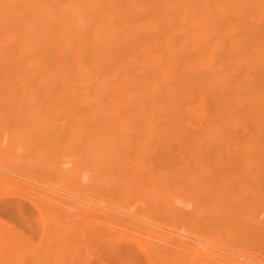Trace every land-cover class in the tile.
Wrapping results in <instances>:
<instances>
[{
  "label": "bare ground",
  "instance_id": "bare-ground-1",
  "mask_svg": "<svg viewBox=\"0 0 264 264\" xmlns=\"http://www.w3.org/2000/svg\"><path fill=\"white\" fill-rule=\"evenodd\" d=\"M1 92L4 95H3V98L0 97V99H3L0 101L1 102L0 112H1V114L4 113L5 117H3V114L0 115V122L5 123V121L9 120V122L8 121L7 122L10 123V127L8 128V131L10 133L7 131V127L0 125V138L2 140H4L8 134V137H7L8 139L6 138L7 141L5 140V142H4V141H1V139H0V142H2V143H0V145L2 146V148L5 149V150L1 151L2 148L0 146V151H1L0 152V155H1V158H0L1 162L0 163L2 164V165H0V167L3 166V168H1V169L2 170L4 169L3 171L5 173V174H3V171L0 169V173L2 171L1 174L3 175V176H0V181L3 180V181H1L3 184H4V180L7 179L5 182L8 181V178H10V174H9V172H6V171L9 169V171H12V173L10 172L12 174L11 176H13V177H11L12 179H9V182H11L12 180L14 182H16L15 180H17L20 182V183H18V185L22 183V186H24L23 185L24 183H27L26 185H28V186L30 185L29 186L30 188L37 189L36 192L40 191L39 195H42L45 192L44 196H46V198H48L49 196L51 198H53V199H50V201H49L50 197L48 198V201L50 202V203L48 202V204H51V206H50L51 208L53 207V208H55V210L56 209L58 210L57 211L58 213H56V214L62 216L61 218H58V216H56V214L54 213L55 212L54 209L52 208L53 209L52 210L53 215H55V218L57 217V219L60 221V222H58V224H59L58 226L60 228L58 227L59 229L58 228L55 229V230H57V232L62 228V226H64V225L66 226L67 223L70 221V219H69V221H68V218L66 220H64L66 218V217H64L65 211L63 212L64 215L62 213H59V211L62 212L63 210L57 206L58 203H56V200H54L55 197H53V196H56V195L55 194L53 195V193L51 191L52 189H50L52 186H50V185L48 187L45 186V188H44V186H42V185H44L45 181H46L45 185H47L46 184L47 180H48V179H46L47 176H49V179L52 178L53 181L56 179L57 181L55 180L54 184H57L58 187L61 188V187H63L62 185H65L67 188L71 189V190L69 189L68 191L65 190L66 192L69 193V194H67L65 192L67 195L65 193H59L58 192L60 194V196H61V194L62 195L65 194L66 196H64V197H68V196L72 195V193L74 194V192L78 191V189H79V192H76V194H74V196H75L74 198H73V196L72 197L70 196V197L72 198V200L73 199L75 200V201L73 200L74 204H76L75 202L77 201L76 205H77V207L78 206L80 207V208L79 207L78 208L76 207V208L79 211L78 214L81 215L80 216L81 225L83 222H84L83 224L86 225V230H84V228H85L84 225H83L84 228L82 227L83 229L80 227L81 228V234L85 233L84 236L83 235L82 236L85 237L86 239H88L87 237H89V235L94 234L96 231L99 232L100 230H102V228H104L106 226L105 224L109 225L113 222H115V224L117 223V221H114V220L117 219L118 216L114 213L116 215L115 216L116 218L114 217V220H113L112 219L113 217L111 218V216H113L112 212L109 213L111 216L108 218H111L113 220V222L111 219L107 220L108 218H106V217H107V215L109 216V214H107L106 210H105L106 213H104V211H103L105 209L104 207L107 206L106 202H108V204L110 203L111 204V205L109 204L110 206L113 205V207H115L114 205L117 203L120 204V202H123V204H126V203L128 204L131 202L138 203L139 197H137V196L140 195V197H141L144 194V196H142V198H140L139 202L141 203L142 200L145 202L142 201L143 203H141V204H146V207L148 204L149 206H152L154 208L156 206H158L159 208H157V209L155 208L156 209L155 210L154 208L150 207V210H149V206H148L147 212H144L143 210H142L143 212H141V213H143L144 216H147V217H144L142 215L143 217H141V218H143L145 220L146 219L150 220L151 218L149 219L148 217L152 216V218H153V219H151L152 221H155V220L159 221V219L162 218L163 220L159 221L158 224L160 223L161 225H165V224H163L165 222L167 225L169 224V226L172 225L173 223H175L176 220L177 221L181 220L182 223L180 222V224L182 226L183 225L186 226V227L185 226L183 227L184 231H185V228L191 229V231H192V228L190 227L191 223L189 226V222L187 223V220H186L184 222L186 224H184L183 220H185L186 218L189 220H192L194 218L197 219L196 216H199L202 212H204V210H205V212L202 213V216L200 215L201 218L199 217V219L201 220L202 217L204 216V219H202V220H205V216L208 215L207 212H208V208L210 207L209 206L210 203H212V201H213L212 205H214L215 201H218L217 199L219 196H217V195H218V193H222L223 191H226L225 187H227V188L230 187L228 190H232L233 188L235 189L236 187H239V189L236 188L235 191L238 189L237 192H239V190H240L241 192H243L242 194L247 193L249 190H247L248 188H246V185H247V187L250 186L249 182L245 181L247 183V184H245L244 181H242V179L246 175L248 176L250 174V176H254L255 182H256V187L258 185L259 186L258 188H261L260 190L258 188H256L259 190V191L257 190V192H256L257 196H259L258 194H260L261 191H262L261 194L264 193V189H262V188H264V181H262V179H264V178L260 177V176H262V173H264V147H260V146L264 145V144H261V143H264V0H0V93ZM1 95L2 94H0V96ZM2 101L5 104H3ZM3 105H4V108H6L7 110H9L11 112L7 113L6 110H4L6 113L3 112ZM9 106H11V107L16 106L15 112L16 113L19 112V114H16V116L19 119L21 118L20 115H23V111H26L27 109L30 110V108H34V107H37V109L35 108V109H31V110H33V111L36 110L39 112V113L37 112L38 114H42V115H43V113L41 111H44L42 108L45 109V108L54 107V108L46 109L47 111L55 109L56 111H52L53 113L54 112L57 113L58 108H60V111L62 108L63 109L67 108V110H69V112L67 110H65V111H67V113H69L68 116H67V113L65 111L64 112H65L66 116L63 114L64 113L63 111H62V114H63V116L67 117V119L69 118L68 121L65 117L62 118L61 117L62 114L60 115L59 112H58L59 114H56L57 115L56 116V115H54L55 113L52 114L48 111L51 114L50 115L51 117L49 116V113H48V116L50 118H52L53 116H56L58 118V116H59V120L56 117L51 119L52 121H54V122L56 121L59 124H60V122H62V123H70L68 125H71L72 121L74 124V122H76L74 120V118L78 122H80L81 124L82 123L85 124V127L83 126V128H85L84 132H85L86 138L88 137V138L92 139V141H93L92 143H95L94 139H96V140H100L104 147H109L110 151H111V145L116 148L115 149L114 147H112V148H114L115 153H113L112 151H111L112 153L111 152L110 153L112 154L111 155L112 157L113 156L118 157V159L120 160V161L115 160L114 165H117L118 163H120L118 165H120V166L122 165L121 166L122 168H123V164L121 163V161H122L120 159L121 157L118 156L117 154L120 153V151H122V150L127 151V152L129 150H134V151L140 150L141 151L140 148H145L144 147L145 145L142 146V143H144L145 141H148V143L145 142V144L147 143L146 146H149V148H150V143H152L151 147L153 145V147H152L153 150H150L148 152L152 158L154 157V156H152L154 154L153 151H156V149H157L156 152L158 153V151H160V150L162 151V149H164V146H165L166 150L168 149V151H170V149H172V147L175 146L174 144H172V143H174L172 141H175V143L183 142L181 144V146L179 147L181 153L179 150L176 152V150L173 151V149H172V152H169V153L173 154L171 156H173V158L175 159L174 160L172 157H170L171 160L170 159L169 160L171 163H175V164H171L170 162H166V161L161 163L158 160H156L157 155H155L156 156V159H155L156 163L159 162L157 164L158 167H156V169L159 168V170L155 171L154 168L151 166L153 168V171L157 172V173H155V177L157 179L156 178L154 179L152 177V175L151 176L149 175L151 173V171L149 169L146 170L145 168H142V167H148V162L147 163L145 162L147 160H145L146 158L144 156V153L142 152V153L137 154L136 153L137 151L135 153H134V151H129L132 153V154H130L129 158L131 157V159H133V158L135 159L136 157L137 158L139 157V159H140L141 157L139 154H143V156H144L143 159L145 160V161L142 159L139 160L140 163L135 161V164H134V165H136L135 167L131 164L134 169H131L132 167L130 166L129 163H128L129 164L128 166H126L127 164L125 165L127 167L128 171H129V169H131L130 172H132V173H134L136 171L137 175H135V176L137 178L142 179V181H141V179H140V181L136 179V182H138V183H136V182L133 183L131 181L135 180V178H133L134 176L132 175L133 176L132 177L129 175V179H126V177L128 178V174H125L126 177L123 176L124 177L123 178L122 175H124V174H122L120 176V174L122 173L121 170L118 171L120 174H118V172L116 170H114L115 172L112 171L113 174H115L116 172L117 173L115 175L111 176L112 172L109 170H112L113 167L110 166L107 168V165H109L108 163L106 164V163L102 162V164H100L101 167L103 166L105 169L101 168V167L97 168L95 166H92V163L93 164L96 163L94 165L98 166L97 165V162H98L97 158H99V155H100L99 150L100 149L98 151H95V150H97L101 145H100V143L98 144L96 142L95 145L97 146V144H98L100 146H97L98 148L95 149V145L93 144L94 147H92V143L89 142L90 143L89 149L92 148V150L93 149H95V150H93L94 151L93 152L90 149L89 152H92V154L91 155L89 154V156H88L89 152H86L87 154L85 153V151H84L85 149H86V151L89 150V149H87L88 148L87 144L89 145V143H83V140L85 139V135H82L83 132L81 133V131H83V130L81 128L82 125H80V123L77 122L74 125L72 124L73 125L72 127L76 128V130H77V132L75 131V134H72V133H74V131L72 133L68 134L69 132H64L63 130H60V133L62 136V139H61L60 133L58 134L59 130L56 129L57 127L51 128V131H50V129L48 130L47 129L48 127L44 126L45 123L43 125L42 122H39L40 119H42V117L44 119L45 115L41 117L40 115L35 113L33 118L36 117L37 122L34 121V123H35L34 129L35 130L40 129L37 131L41 132L40 133L41 136L44 135V133H45V135L47 134L46 136L44 135L42 137H44L46 140H49V142L51 143V145H50L49 142L46 143V142L42 141L41 139H40V142L37 140V138H39L37 136L38 132L36 135H35L36 132H33V136L34 135L35 136L34 137L31 136L30 132L32 133V129L30 130L31 127L29 128L27 123L22 122L23 124L20 125L21 127H18L19 125L15 122V120H13L14 118L11 115L13 107L8 108ZM24 109H26V110H24ZM70 109H72L74 115L70 113V111H71ZM206 109H208V111H206V112H208L207 118L205 115ZM16 110H19V111H16ZM74 111H75V113H74ZM76 111H78V112H76ZM26 113H28V112L26 111ZM46 113L44 112V114H46ZM5 114H8V115H5ZM36 114L38 116H40L41 118L40 117L38 118V116H35ZM70 115H72V117H74V118L70 117ZM24 116L30 117V115H28V114H24ZM1 118H2V120H1ZM61 118L62 119L65 118L66 122L64 120H62ZM45 119H47V118H45ZM12 120L14 122H12ZM47 120L50 121L49 119H47ZM14 124L15 125L17 124V126H15ZM29 124H31V123H29ZM37 125H40L39 126L40 128ZM60 125H62V124H60ZM68 125L66 124L67 128L70 127ZM76 125H77V127H76ZM11 126L14 128V130H12ZM79 127L81 128V130ZM189 127L190 128L192 127L193 129H190ZM5 128H6V130H5ZM15 128H17V129H15ZM18 128H20L21 130H22V128L27 129V130L25 131L23 129L22 130L23 132L20 133L21 130L17 131V130H19ZM78 128L80 131H78ZM239 128L244 129V131H245L244 134L237 132V130ZM2 129H4V130H2ZM44 129H46V130H44ZM52 129L53 130L56 129V131L55 130L54 131L57 132V130H58V132L55 133L52 131ZM11 130H12V133L14 136L11 134ZM4 131H7V134L5 135L6 137H4V133H5ZM47 131L49 134L47 133ZM62 131L66 134H64ZM25 132H26V134H25ZM78 132L81 133L80 136L84 137V139L80 138V141L83 144L81 142H80L81 144L78 143V141L76 143V140H79L78 139L79 134H77ZM16 133H18V135ZM19 133L21 134L22 138L20 137ZM23 133H24V135H28V137L27 136L24 137V135H22ZM51 133H52V135H51ZM1 134H3V135H1ZM9 134L12 135L13 137L9 136ZM55 134H56V136H55ZM67 134L70 136V138L71 137L75 138L74 135H76V138L77 137L78 138L77 139L75 138L76 140H74V138L72 140L69 138V140H71V141H69V140H67V138L69 137ZM71 134H72V136H71ZM57 135H58V137H57ZM63 135H65V136H63ZM49 136L50 137L52 136L54 138H52L50 140ZM16 137L18 139H15ZM26 137L30 138L32 141L30 139H28V141L26 143V140H27ZM56 137H57V139H56ZM32 138L33 139L35 138V139L33 140ZM54 139L57 142L59 149H56L57 147L53 146L52 143L54 142ZM90 139H88V140L90 141ZM158 139L160 140V143L157 144L158 148H155V147H157L156 143H157ZM8 140H11V141H8ZM20 140L22 141L23 144L21 143ZM73 140H74V144L71 143ZM85 140H84V142L88 141V140H86V141ZM152 140H154V141L149 143V141H152ZM12 141L18 142V144L21 143V145L19 147L24 148L26 151L23 149H21V151L23 153L18 151V150L16 151V148H18V147H16L14 150V151H16L15 152L16 155L14 153H12L13 152L12 150L15 147L14 146L12 149V146H9L10 145L9 142L13 143ZM34 141H36L35 145H33ZM60 141H61V143H64V144H61ZM131 141H133L134 143L137 141L138 145L136 146L132 142V144L134 145V146H132L130 144ZM142 141H144V142H142ZM167 141L169 144L167 143ZM3 142L5 143V145ZM43 142L45 144H42ZM29 143H31V144H29ZM36 143H38V145ZM66 143H68V144H66ZM121 143H122V145L119 146ZM127 143H129V145ZM153 143H155V144H153ZM123 144H125V145H123ZM126 144L128 145V147L131 145L130 147H132L133 149L129 148V150H128V147ZM167 144L170 145V147H171L170 149L167 148V147H169V146H167ZM23 145H24V147H23ZM25 145H27V147H26L27 149L25 148ZM32 145H33V147H32ZM65 145H67V147H65ZM72 145L74 148L76 146L78 149L81 147L82 152H84V153H82V152L79 153L78 151H80L81 149L80 150H78L77 148H76L77 150L75 149L80 154L79 155L80 157L77 158L78 161L74 160V159H76V157H78L77 156L78 154L76 153V155L74 156V155H71L72 152L71 153L69 152V151H74V148H69V147H72ZM82 145H83V148L85 147L84 149L82 148ZM7 146L9 148H7ZM36 146H39L40 149L42 148L41 146H43V147L45 146V148H42L41 153H39L40 149H38V147H36ZM48 146H51L54 149L52 150V148L48 147ZM59 146H61V148L63 147L64 150L67 152V154L68 153H70V154L69 155L65 154V152L62 151L63 148L61 149ZM124 146L127 148V150L125 148H123ZM31 147L32 148L35 147V148L31 151V149H32ZM117 148L119 149V151ZM121 148H123V149H121ZM152 148H150V149H152ZM28 149H30L29 150L30 152H28ZM45 149L47 150V153H46ZM174 149H177V148L175 147ZM6 150L8 153L11 150L10 154L11 155L14 154V155H12V157H9L10 154L8 155V153H6L8 160L10 158V162L8 160H6L5 153H3ZM36 151H39V152H36ZM61 151H62V153H60ZM105 151L106 150H104V152ZM75 152H73V153H75ZM116 152H118V153L116 154ZM2 153H3V155H2ZM25 153H28L27 156H25L26 155ZM34 153L36 155L38 153V156H41V158L43 155L44 162H42L43 159L41 161H39L41 159L40 157H38V156H37L38 158L36 156L34 157V155H35ZM51 153H52V156H51ZM94 153L96 154V157L98 154V157L96 158V160H94L95 155L93 157ZM133 153L135 154V156L136 155L137 156L135 157ZM179 153L183 154V155L181 156V155H179ZM20 154L22 157L19 156ZM22 154H24V157ZM39 154H42V155H39ZM83 154H85V156H83ZM101 154H102V156H100V158L101 157L104 158V154L103 153H101ZM29 155L31 157H29ZM81 155L83 157H85L86 162L88 160L90 169L92 171L95 170L94 173L92 171H90L88 166H86L87 163L84 165L83 162H85V161H84V158L82 159ZM86 155L89 157V159H91L93 157V160L91 159L93 162H90V160L86 157ZM126 155H129V154L124 155L121 153V156H123V157L124 156L128 157ZM131 155L134 157H132ZM176 155H177V157H175ZM3 156H5L4 159H3ZM46 156L48 159L50 158L49 160H51V161H49V162H51V163L53 162L54 165L53 164L51 165V163H49L48 160L45 159ZM61 156H63L64 158L63 157L61 158ZM65 156L66 157L70 156L69 158L74 157V159L71 158L68 160V158H67V160H66ZM109 156H110V154L107 152L106 158H108ZM178 156L179 157L181 156L180 160H182L184 158V160L186 161V162L184 161L186 165L184 163L182 164V166L184 165L183 167L182 166L177 167L176 162H174V161H176V159L178 161ZM183 156H185L187 158H185ZM17 157H21V159L20 158H19L20 160L17 159L18 161L13 159V158H17ZM26 157L30 158V159H26V160H29L28 162H29V165H31L30 167L33 166V168H31V171L28 169V171L30 173L32 172L31 174L27 172L26 168H24L25 163H24V160H22V158L24 159ZM112 157H110L109 159L112 160ZM123 157H122V159H123ZM161 157H162V155H161ZM32 158L34 160L36 158L37 159L40 158L38 160L40 167H41L42 163H45V164L49 165V166H47L48 168L46 167L45 164H43L42 165L43 168L42 167L40 168L41 169V172H40L39 165L36 162L31 161ZM56 158L59 161L56 162V160H57ZM21 160L23 161L24 164L21 163L22 166L16 165V162L19 163V161L21 162ZM45 160L48 163H46ZM62 160H63V162H62ZM72 160H74L75 162H73ZM82 160H83V162H82ZM124 160L127 161L128 159H124ZM169 160H167V161H169ZM189 160H191V161H189ZM3 161H4V163H3ZM68 161H70V162H68ZM95 161H97V162H95ZM155 161L154 162L149 161V165H151L152 163H155ZM7 162H9V163H7ZM64 162H66V163H64ZM67 162L70 164L69 167H71V170H72L74 163H76V162H78L80 164L83 163L82 164L83 169H82V166H81V168H79L77 166L80 169V171L81 170L82 171L80 172L78 169H76L80 173L77 172L75 170V168H77V167L74 165L75 167H73V170H72L73 172L70 173L71 171H69L70 169H69V167H67V170L69 171L70 175H69V173H67L64 176V173L68 172L65 169L66 164H67V166L69 165ZM72 162H73V164H71ZM127 162H129V161H127ZM141 162H145L146 164L143 163L145 166L142 165ZM188 162L191 165H189ZM57 163H59V164H57ZM61 163H63L65 165V167L60 166V165H62ZM78 163H76V165H79ZM160 163L162 164L163 168L164 167H165V169L168 168V170L164 169L165 173H163V174H162V171L160 170V168L162 167V166L160 167ZM7 164H9V165H7ZM10 164L15 165V167L11 166ZM140 164H141V168H139ZM166 164L168 167L165 166ZM35 165L38 168V169L36 168V170H35ZM153 165H155V164H153ZM169 165H171V166H169ZM188 165H189V169L187 168ZM6 166H8V167H6ZM85 167L87 169H85ZM12 168H16L13 170H17V171L19 170L18 173L21 171L20 172L21 174L19 173L21 176L16 171H13ZM170 168H171V170H170ZM176 168H178V169L182 168L183 172H187V173H183V175L185 176V182H183V184H178V187H177V182H180L181 179L178 180V178L176 177L177 176V174H175V173H177ZM51 169H54L53 170L54 172L53 171L50 172ZM62 169L66 170V171L62 172L63 171ZM96 169H99V170L96 171ZM102 169H103V171H102ZM141 169H143V170H141ZM144 169H145V171H144ZM32 170L35 171L36 173L33 172ZM84 170H85V172H83ZM43 171H45V172H43ZM98 171H99V174H97ZM101 171L103 172V175H102ZM139 171H140V176L138 175ZM142 171H144V173ZM146 171L150 172V173L147 174V173H145ZM170 171H171V175H173V176H174V174L176 175V176H174V179L172 176L169 177ZM173 171H176V172H173ZM14 172L16 173V175L18 174L21 178L20 177L17 178L18 175L15 176L13 174ZM74 172L79 173V174L74 175L73 174ZM87 172L90 174L87 175L88 174ZM105 172H107L108 174H106ZM159 172L162 175H166V176L159 175L160 174ZM22 173H23V175H22ZM91 173H92V175L96 174V176L93 175L94 177H92ZM109 173H110V175H109ZM39 174H42V176L46 175V177L44 176L45 178L44 177L42 178V176H41V179H40ZM49 174H52L51 176H53V177H51ZM82 174L83 175L85 174V175L83 176ZM146 174L148 176L152 177L153 181H152V178L150 179V177H147ZM152 174H154V173H152ZM187 174H189V175H187ZM24 175H26L28 177L29 176L32 177L31 181L28 180V179H30V177L29 178L27 177L28 179L24 180V178L26 177ZM31 175H34L35 180L33 179L34 177ZM38 175H39V177H38ZM59 175H60V177H59ZM67 175H68V177H67ZM90 175H91V177H89ZM107 175H108L109 179L106 178ZM117 175H119V176H117ZM158 175H159V177L161 176L160 177L161 180L158 178ZM4 176L7 178H3ZM36 176L41 181L43 179H45V181L43 180V182L41 184L36 183L37 185L35 184L36 187H34L32 180H34L35 182L36 181L41 182L40 180H36V178H37ZM63 176H64V178L65 177L66 178L62 179ZM69 176H70V178H69ZM110 176H111V178L114 176L113 177L114 180L110 179ZM22 177H24V178H22ZM120 177L123 178V180H125L126 184H124L125 183L124 181L121 182L122 179H120ZM130 177H132L133 179H131ZM163 177H165V180L163 179ZM262 177H264V176H262ZM81 178L84 179V182L86 180V182L84 183ZM90 178L94 179V180H91L92 183H90ZM97 178L98 179L101 178V179L98 180ZM116 178H117V180H116ZM148 178L150 179V181L153 184L155 183L154 185L157 186L156 187L157 189L155 188V186H150L149 188L147 187L150 185V184H147L149 182ZM66 179H68V182ZM70 179L75 180V182H77V183L71 181ZM79 179H81V180H79ZM105 179H106V181H105ZM130 179H131V181H130ZM187 179L189 181L191 180V182H189ZM58 180H60L62 183H60V181H58ZM69 180L71 181V183H69L70 182ZM97 180H98V182H96ZM111 180H112V182H111ZM158 180H160V181L164 180V184H163V182L158 183L159 182ZM64 181L66 182L67 185L63 184V183H65ZM80 181H81V183H79ZM107 181H108V184H107ZM113 181H115V182H113ZM117 181L120 183H117ZM154 181H156V182H154ZM14 182H13V184H14ZM168 182L169 183L171 182L172 187L175 188L174 190H176V191H177V188H179V185L180 186L182 185L181 187L183 189L180 187L182 190L178 189V190H180V192H178V193L179 194L181 193V196L184 193L186 195L188 194L187 196L184 194L181 197V198L185 197L188 200L183 198L182 200L180 199V202L185 203V204L188 203L189 205L193 204L194 209L189 210V213H191V214H188L187 213L188 211L185 212L184 211L185 209H183V212H182L183 214L181 215L180 211H182V208L180 211H178L179 209L176 208L177 206H175V208L177 210L175 208H173V205H176V203L174 202L175 200H172L173 196L170 194L171 190L168 191V189H167V187L170 189V186H168ZM87 183H89L90 185H86L87 187L89 186V188L86 189V186L83 187V185H85ZM96 183H98L99 185ZM143 183L145 186L147 185L146 188H145V186H143ZM165 183H167V184H165ZM186 183H188V184H186ZM11 184L12 183H10V185ZM38 184H40L41 186H39ZM70 184H73L75 187L72 185L70 187ZM93 184L96 186H94ZM101 184L104 186L103 188H105V189L102 188ZM127 184L128 185L130 184L128 186V188L133 185L132 187H130L131 190L133 189L132 191L126 187ZM137 184H138V187H137ZM157 184L160 186V189H159V186ZM184 184L187 185L186 187L188 189H186V187L183 186ZM8 185H9V183H8ZM32 185H33V187H31ZM121 185L124 187H122ZM162 185H163V187H162ZM189 185H190V187H189ZM191 185H194L197 188V190L194 186L192 187ZM252 185L253 184H251V186ZM5 186H6V184H5ZM106 186H108V187H106ZM112 186H113V188H114V186L116 188H114V190H113ZM203 186H205V187H203ZM206 186L208 187V189ZM218 186H220V189H221V187L222 188L224 187L222 189L223 190L222 192H221V190H218ZM53 187H54V185H53ZM58 187H56V188H58ZM66 187L62 188V190H60V188H58V189L60 191H63L64 189H67ZM151 187H154V188H151ZM161 187H162L163 192L161 191ZM240 187L241 188L245 187L247 192L245 190H244L245 191L244 192L243 189H240ZM83 188H85L84 191L86 190L87 193L82 191ZM90 188H92V190ZM98 188H99V190L100 189L102 190V191L101 190L100 191H101V194H103L104 196H101V194L98 193L99 192ZM124 188H125V190H124ZM135 188H139L142 190L139 191V189H135ZM163 188L166 190H164ZM200 188L202 191L200 190ZM204 188H205V190H204ZM213 188H214V190L217 189L216 191L217 192L219 191V192L217 193L216 191L213 190ZM108 189H112L113 191L108 190ZM126 189H128V190H126ZM27 190H31V189H25V187L23 188L21 186H13L12 185V187H9V188L7 187V188L3 189L2 191H0V195L4 194V193H10V192H24V193H26ZM45 190L49 191V192H46ZM53 190H54V188H53ZM72 190H75V191L72 192ZM95 190H96V194H95ZM104 190H106V191H104ZM185 190L186 191L188 190L187 192H190V193L185 192ZM255 190L253 193H255ZM50 191H51L52 195H51ZM56 191H57V189H56ZM70 191L72 193H70ZM81 191L84 192L85 195ZM123 191H124V195H122ZM133 191L134 192L136 191V192L134 193ZM148 191H150V193H147ZM151 191H153V192H151ZM159 191H161L162 194L169 192V194H168L169 196L167 194H163V196H162V194ZM164 191H166V192H164ZM205 191L207 192V195H210V196H207L205 194L206 195V197H205V195H204V193H206ZM90 192H92L93 194ZM105 192L107 193V195ZM112 192H114V193L110 194ZM128 192H131L132 194H129ZM214 192H216V193H214ZM232 192H234V190ZM46 193H47V195L48 194L49 195L47 196ZM78 193H81L82 198H84V200L83 199H81V200L77 199L78 197L76 198V195ZM115 193H117V194H115ZM125 193H128V194L126 195ZM146 193H147L148 199L146 198V200H145L144 197H146L145 196ZM151 193H153V194H151ZM199 193H202V194H199ZM118 194H120V195H118ZM154 194H156L155 196H157V194H158L159 199L161 197L162 198L164 197L166 202L164 200H162V198L159 201L158 198H155ZM239 194L238 193L236 194V192H235L236 196H233V197H237V195H238V197H241V195L239 196ZM247 194H248L247 198L250 197V199H252V200H250L251 202L254 200L253 203H251L249 201H245L246 194H244L245 196L243 195L244 199L242 198L243 196L241 197V200L243 199L245 202L244 204H243V200L241 203V201L239 200L240 198L239 199L237 198V200L235 199L236 201L233 200L232 197H230V199H229V197H227V195H229V194L226 191V192L220 194L221 195L220 199H222L224 197H227V198L222 199L221 200V201H223L222 203L217 202L214 205V207L216 205L224 206L225 201H226V203L230 202L231 207H233L232 205L235 202L241 203L242 204L241 206L238 205L237 203L235 204L237 207L239 206L240 209L237 208L236 206L233 207V209L234 208L239 209V210H237L238 215H239L238 211L241 210L240 215L238 217L239 219L241 217V212H246L244 214L242 213L245 217L242 215L243 217L241 219H245L246 215L247 216L251 215L252 216V217L250 216L251 218H253V216H255L257 218L260 215L261 210H262V214H264V208H262V207H264V205H262V207H261L262 209L257 211V209L260 208L261 205H259V202L257 203V201L255 200L256 194H255V196H253L254 199L251 198V196H249V192ZM261 194H260V198L264 197V194H262V197H261ZM83 195H84V197H83ZM108 195H109V197L111 196L109 199H108ZM130 195L132 196V199H130L131 197L129 198ZM165 195H167L166 196L167 198L165 197ZM191 195H192V198H191ZM222 195H224V197H222ZM233 195H234V193H233ZM44 196L42 195V197H44ZM118 196H120V197H118ZM171 196H172V199H171ZM197 196H198V198H197ZM200 196H203L202 197L203 200L205 198L207 199V200H204L205 202L203 201V205L205 207H207V205L209 206L207 208L204 207L205 209L203 208L202 211H201V207H199L200 206L199 201H202L200 199ZM213 196L215 199L214 198L212 199ZM86 197H88L89 199ZM90 197H91V199H90ZM92 197H94L95 199L98 197L96 200L94 199L95 202H97L98 200H101V202L103 203L102 200L104 199V201H106L105 204L103 203L105 206H103L101 204V206L104 209L101 206H97L98 204L96 205L94 203V201L92 200L93 199ZM152 197H154L156 201ZM208 197H210L211 201L208 199ZM46 198H44V199H46ZM79 198H81L80 195H79ZM85 198H86V200H85ZM113 198H114L115 202H114ZM120 198H122L121 199L122 201L119 200ZM189 198H191L192 200ZM260 198H258V199H260ZM87 199H88V201L90 200V203L92 200L93 204H95V206L93 204H91V206H90V203L86 202ZM123 199L125 200V202L123 201ZM193 199L196 203L193 201ZM198 199H200V200L198 201ZM52 200L54 201L53 204L51 202ZM110 200L112 201V203L110 202ZM151 200H153V201L151 202ZM186 200H187V202H186ZM189 200L191 201V203L189 202ZM229 200H233L234 202L232 201L233 203H231V201H229ZM84 201L86 202V204ZM116 201H117V203H116ZM161 201L165 202V203L162 204ZM207 201H209V202H207ZM260 201H261V199H260ZM262 201H264V198H262ZM246 202L250 206L254 205V207L247 206ZM87 203H88V209H89V207H91L89 210L93 211L92 213L88 212V211H86V212L84 211L87 209V207H86ZM149 203H151V205ZM206 203H209V204H206ZM262 203H264V202H262ZM81 204H84V205H81ZM119 204H117L115 208H117ZM132 204H130V205H132ZM165 204H170L171 206L168 205V207H167V205H165ZM255 204H258V206L256 205L258 208H255L256 207ZM52 205H54L55 207ZM121 205H122V203H121ZM159 205H163L167 209L165 207L162 208V206H159ZM227 205H228V207H230L229 204H227ZM83 206H85V207H83ZM195 206L196 207L198 206V207L195 208ZM246 207H249V209L253 208L254 213H252L253 211H250ZM161 208L163 210L164 209L168 210L167 214H165L166 213L165 210L163 211ZM170 208H171L172 213L170 211ZM187 208H189V207H187ZM198 208L200 211L198 210ZM245 208H246V211H245ZM99 209H100V212H99ZM215 209H216V207H215ZM215 209L213 208L214 211H215ZM152 210L154 212L148 213ZM222 210H224V209H220L219 212H221ZM225 210H228V209L226 208ZM225 210H224V213H225ZM139 211H141V210H139ZM192 211H193V214H192ZM196 211H197V213H196ZM217 211H215L214 213L218 214V213H216ZM247 211H250L252 214L249 213V215H248ZM83 212H84V215L87 212L89 213V215L87 213L88 216L85 215L86 217L82 218ZM98 212H99V214H98ZM123 212H126V211L123 210ZM168 212H169V214H168ZM173 212L176 214L175 215L176 217L181 216L183 218V216H185V215L186 216L183 218V220L181 217H180L181 219L180 218L176 219V217H174ZM194 212L196 213L195 216H194V214H195ZM211 213L213 215V211ZM228 213L229 212H227V214ZM231 213L232 212H230V214ZM148 214H149V216H148ZM153 214H155V216L158 217V220H157V217H154ZM170 214H172V215H170ZM103 215L105 216V219H104V217L102 218ZM165 215H168V216H165ZM189 215H191V216L189 217ZM226 215L223 214V216H221L222 218L219 220H222L223 217ZM232 215H234V212H233V214L228 215V217H230ZM90 216L94 217V219L98 216L97 218L107 220L111 223L108 222V223L104 224L103 223L104 220H100L97 218H96L97 220L95 219V221H94V219L91 218ZM214 216H216V215H214ZM236 216H237V214H236ZM88 217H90L89 218L91 220L90 222H88L89 221ZM125 217H127V216H125ZM166 217H168L167 220L170 218L169 220L174 221V222L172 224H170L171 222L170 221L167 222V220L165 219ZM250 217H247V219H249ZM84 218H86V220H88L87 224H86V220ZM174 218H175V220H174ZM260 218L261 217L257 218V220L259 221ZM262 218H264V217H262ZM132 219H134V218H132ZM235 219H237V218L235 217ZM118 220H119V218H118ZM123 220H125V219H123ZM215 220L217 221V219H215ZM257 220H256V222H257ZM96 221L97 222L100 221V222H98V224H97ZM156 221H155V223H156ZM177 221H176V224L178 223ZM226 221H228V220H226ZM241 221H243V220H241ZM245 221H246V219H245ZM250 221H252V220H250ZM262 221H264V219H262ZM65 222H67V223H65ZM91 222L93 223V226H91V224H92ZM191 222H193V221H191ZM229 222H230V220H229ZM253 222H254V220H253ZM260 222H261V220H260ZM60 223H61V225H60ZM198 223H199L198 225H200L201 222L198 221ZM212 223H214L213 220H212ZM218 223H216L215 226L213 224L212 225L216 228ZM220 223L223 224V226H225L224 225L225 223H222L221 221H220ZM88 224H89V227H88ZM115 224H114V226H115ZM121 224L122 223H120V225ZM123 224H124V222H123ZM194 224H195V221H194ZM194 224H193V227H195V231H196L197 230L196 226L197 227H199V226L194 225ZM205 224H206V222H205ZM68 225H69V223H68ZM99 225H103V226L100 227ZM118 225H119V222H118ZM118 225H116V227H118ZM175 225H174V227H175ZM178 225H179V223H178ZM178 225L176 227H180ZM201 225L203 226V224H201ZM252 225L253 224H251V227H252ZM109 226L114 227L113 225H109ZM157 226H159V225H157ZM202 226H201L202 229L201 228L200 229L203 232L201 230L200 231H201V233H204L207 231L206 230L207 228L205 229ZM204 226L208 227V224L204 225ZM226 226L228 227V224H226ZM257 226L253 225V227H257ZM64 227L62 230H60L61 233H63L62 231H64L65 233H63L62 237L59 238L60 240L56 242L58 245L62 244L61 242L63 240H61V239L62 238L64 239L65 236H67V235H68L67 236L68 241L70 240L71 244H72V240L74 239L72 237L75 236L74 235L75 232L73 229H72L73 231L70 232L71 226H69V227L66 226L65 229H64ZM67 227H68V229H67ZM122 227H124V226H122ZM172 227H173V225L169 228H172ZM181 227L177 228L176 231H178V229H182ZM52 228H53V224H52ZM55 228H56V226H55ZM208 228H209L208 231H210V232L213 231V233L211 232L209 234L211 236V238L213 237L212 236L213 234L217 235V233L215 234L214 230H210L211 229L210 227H208ZM96 229H98V230H96ZM104 229H106V227ZM104 229H103V231H104ZM108 229H109V227H108ZM188 229H186V231ZM220 229H223V227L222 228L220 227ZM68 230L72 234H69ZM92 230H93V233H92ZM160 230H162V229H160ZM160 230H159V232H160ZM262 230H264V222H262L261 229L254 230L253 234H255L256 231L262 232ZM153 231H154V229H153ZM208 231L206 232V234L205 233L204 234L200 233V234L207 237L208 233H209ZM218 231H219V226L217 227V232ZM241 231L244 232L243 229ZM66 232H67V235H65ZM86 232H87V235H86ZM89 232H90V234H88ZM98 232L96 233V235L98 234ZM162 232H163V230H162ZM187 232L191 233L190 230H188ZM248 232H250V233H247V236L249 234H252L251 233L252 230H250V231L248 230ZM153 233H155V232H153ZM220 233H221V230H220ZM245 233H246V230H245ZM258 233H256V234L259 235L260 233L259 234ZM59 234H60V232L58 233V237H59ZM81 234H79V236L76 235L77 237L75 239H77V240L75 241V243H73V245L75 246V250H74V246H72L73 247V250H72L70 242L66 243V245H64L65 244L64 242L66 239L63 241L64 244H62L64 248H63V250L62 249L61 250L62 251H64V249L68 250V245H69V248H71V250H68V251L66 250L64 252H62L60 250V248H59L60 245L57 246L53 242V244L59 248L58 249L60 251L59 253H65V252L67 253L69 251L70 252L73 251L75 259L73 258L72 254H70V252L68 253L73 258L71 260L72 262L69 260L70 257H69V259H67L68 254L65 253L67 256H66V258L64 256V259L68 260V261L66 260L67 263L70 261V263H68V264H75L76 262H73V261H76V260L78 261L79 259L82 258V257H80V255H77L80 252H78L77 254H76V252L79 250L80 251L84 250V249L81 250V248L85 247L86 245H82V244H84V242H86L85 244H87L88 241L86 239H84L83 237H80ZM151 234H152V232H151ZM165 234H166V237L170 234V236H168L167 238L171 237L169 239L170 241L166 240L167 242H171L174 240L173 238H176V235L171 233V231H170V233H166V231H165L164 234L162 233V236ZM180 234H181V232H180ZM193 234L195 235V232ZM253 234L251 235V237L255 236ZM69 235H71V237ZM257 235L255 236L256 238H257ZM261 235H262V233L259 235V237L261 239L264 238V235H262V236ZM60 236H61V234H60ZM189 236H191V235H189ZM195 236H197V235H195ZM234 236H236V235H234ZM244 236H246V234ZM79 237H80V241L82 240V242H81L82 244L78 240ZM227 237L229 238V236H226V238ZM81 238H83L85 241H83V239H81ZM158 238L163 240V238H160V237H158ZM217 238L219 240L218 236H217ZM52 239H53V235H52ZM54 239H55V237H54ZM89 239H91V236ZM171 239H173V240H171ZM206 239L208 241L210 240L208 238H206ZM176 240H178V238ZM78 241L80 244L78 243ZM152 241H153V238H152ZM183 241L184 240H182V242ZM93 242H94V240H93ZM157 242L161 243L160 240ZM167 242H166V244H170V245L175 244L174 241H173L174 243L173 242L167 243ZM185 242L187 243L188 241L185 239ZM185 242H183V244H182L181 240H180V244H182L181 245L182 250L179 248L180 244L179 243H178L179 245L177 244L178 249H180V251H181L180 253H182V251H183V253L187 252L185 249H188V250L193 249L191 244L189 245V247L191 246L192 249H189V247L187 248L186 246H188V245ZM76 243H78L80 246L82 245L81 248L78 244H77L78 248H76V245H75ZM193 243H194L193 246H195L198 242L197 243L193 242ZM232 243H230V244H232ZM262 243H264V242H262ZM198 244L195 246L196 248H200L202 246V245H200V247H199ZM222 244H224V243H222ZM235 244H233V245H235ZM62 245H61V247H62ZM158 245H160V244H157V245L155 244L156 247ZM161 245H164L163 242ZM183 245L185 248H183ZM249 246H251V245H249ZM86 247L89 248V246H86ZM86 247H85V249H86ZM169 247H172V246H169ZM169 247L165 248L163 246V249L165 248L166 252H167ZM207 247H208V249L210 248L209 246H207ZM201 248L203 249L205 247H201ZM216 248H218V247H216ZM48 249H49V247H48ZM54 249H55V247L52 250H50V253H54V252L57 253L58 252V251H54ZM174 249H175V247H174ZM206 249L207 248H205V250L202 252L199 251V252H201V254H203V255L205 254L204 257L205 256L210 257L211 256L210 252L212 251V253H215V250H216V249H214V251H213L210 248L211 250H210V252H208L209 250L208 249L206 250ZM237 249H238V247H237ZM194 250H195L194 251V254H195V252L198 249L197 250L194 249ZM45 251L43 253L44 256H46L47 253H49V252H47L45 254ZM51 251H54V252H51ZM232 251H234V249ZM169 252L170 251L168 250V253ZM189 252L191 253L192 251H188V254H189L188 256H192V255H190ZM216 252H218V250ZM262 252H264V251H262ZM59 253H57L58 257H57V254H51L53 256L47 255L44 258V257H41V256H43V254H39L41 258L39 256H38L39 258H35L37 256V253H36V256L34 258H35V261L38 259L40 261H42L41 260L42 258L44 260L47 258V261L46 260L42 261V263L45 262L43 264H48V263L53 264V262L56 261V262H54V264H55V263H58L57 261H59V259H61L59 261V263L61 264V262L63 260L62 255H64V254H59ZM197 253L198 252H196V254ZM207 253H209V254L207 255ZM169 254H166V256L167 255L169 256ZM215 254H213V257L215 256ZM261 254H264V253H261ZM60 255H61V258H60ZM76 255L78 256L79 259L77 258ZM221 255H224V257L220 256L221 257L220 258V257H218L219 256L218 255V256H215L213 259L216 261H221V263H223L222 258L223 259L225 258V260L227 262L225 261V263H223V264H226V263L229 264V261H231V259H229V258L232 256H229V258H228L229 260H227L225 253H222ZM161 256H163V254ZM175 256H177V255H175ZM184 256H185V254H184ZM192 257H194V256H192ZM192 257H191V260H193ZM57 258H59V259L56 260ZM177 258H179V257H177ZM184 258L182 256V258H180V259L187 261ZM211 258L212 257H210V259ZM219 258L221 260H218ZM253 258H255V257H253ZM167 259H168V257L165 260H167ZM65 260H64V262H65ZM253 260H255V259H253ZM82 261L84 262L83 258H82ZM82 261H81V263H82ZM185 261H183V262H185ZM236 261L238 262V259ZM245 261H247V260H245ZM33 262L34 261H32L31 264ZM66 262H65V264H67ZM172 262H170V263H172ZM241 262H243V261H241ZM244 263L245 262H243V264ZM26 264H28V263H26ZM62 264H64V263L62 262ZM77 264H79V263H77ZM82 264H85V263H82ZM184 264H187V263H184ZM215 264H220V263L218 262ZM240 264H242V263H240Z\"/></svg>",
  "mask_w": 264,
  "mask_h": 264
},
{
  "label": "rangeland",
  "instance_id": "rangeland-1",
  "mask_svg": "<svg viewBox=\"0 0 264 264\" xmlns=\"http://www.w3.org/2000/svg\"><path fill=\"white\" fill-rule=\"evenodd\" d=\"M0 94H2L0 97L3 98V95H4V94H3L2 92H1ZM1 100H3V99H0V101H1ZM2 102H3V101H2ZM3 104H5V103L3 102ZM6 105H7V104H6ZM0 106H1V102H0ZM10 107H11V106H9L8 108H10ZM12 107H13L14 109H13ZM12 107H11V108H12V114H11V115H12L13 118H14V119H13V118H12V119L15 120V122L19 125L18 127H21L20 125L23 124L22 122L27 123V125L29 126V128L31 127L30 130L32 129V133L28 130V131L30 132L31 136H33V132H36V133H35V135H36L37 132H38L37 130H40V129H37V130L34 129V127H35V125H34V124H35L34 121L37 122V118H36V117L33 118V116H34V114L37 113L38 111H36V110L33 111V110H31V109H35V108L37 109V107L30 108V110H29V109H27V110L24 109V110H26L28 113H26V111H23V115H20V116H21L20 119L16 116V114H19V112H17V113L15 112V108H16V106H12ZM20 107H21V106H20ZM25 108H26V107H25ZM38 108H39V107H38ZM50 108H54V107H50ZM50 108H45V109L42 108V109L44 110V111H41V112L43 113V115H42V114H38L39 112L37 113V114L40 115L41 117L44 116V115L46 116V117L44 116V119H43V117H42V119H40L39 122H42L43 125H44V123H45L44 126H45V127H48V128H47L48 130L50 129V131H51V128H53V127L56 128V127H57L56 129L59 130V132H58V130H57L58 134L60 133V130H63L64 132H69L68 134L72 133L73 131H74V133H72V134H75V131L77 132L76 128H74V127H72V126H73L75 123H77L78 121H77L74 117H72V115H70V117L74 118V120L76 121V122H74V124H73V121H72V122L70 121L73 125H72V124H71V125H68V124H70V123H62V122H60V124H62V125H60V124L57 123L56 121L54 122V121L51 120L52 118H55V117L57 116L56 114H59V113H60V115H61V114H62V111L64 112L65 110H67V108H65V109L62 108L63 110L61 109V111H60V108H58V109H57V110H58L57 113L54 112L55 114L52 112V111H56L55 109H54V110L52 109V110H50V111L48 110L50 113L56 115V116H53L52 118H50V117H51V116H50L51 114L46 110V109H50ZM17 109H18V108H17ZM39 109H40V108H39ZM42 109H41V110H42ZM1 110H2V109H1ZM4 110H6L7 113H10V112H11V111L7 110L6 108H4V105H3V112H5ZM19 110H20V109H19ZM19 110H16V111H19ZM70 110L72 111V109H70ZM73 110H74V109H73ZM20 111H21V110H20ZM67 111L69 112V110H67ZM67 111H65V112L67 113ZM71 111H70V113L73 114V111H72V112H71ZM206 111H208V109L205 110V113H206L205 115H206V118H207V117H208V112H206ZM44 112H45V113L47 112V113L44 114ZM58 112H59V113H58ZM65 112L63 113L64 115H65ZM76 112H78V111H76ZM5 113H6V112H5ZM20 113H21V112H20ZM48 113H49V116H50V117L48 116ZM74 113H75V111H74ZM2 114H3V117H5V116H4V113H2ZM2 114H1V112H0V115H2ZM24 114H28V115H30V117H29V116H28V117H25ZM37 114H36L35 116H38ZM63 114H62V116H61L62 118L66 116V115L63 116ZM68 114H69V113H67V116H68ZM5 115H8V114H5ZM73 115H74V114H73ZM9 116H10V115H9ZM23 116H24V117H23ZM40 116H38V118H39ZM41 117H40V118H41ZM45 118L49 119L51 122L48 121V120L45 119ZM56 118H57V117H56ZM62 118H61V119H62ZM65 118L67 119V117H65ZM65 118L62 119V120L65 121V120H66ZM8 119H9V118H8ZM57 119L59 120V116H58ZM57 119H56V120H57ZM1 120H2V118H1ZM13 120H12V122H14ZM38 120H39V119H38ZM68 120H69V118L67 119V121H68ZM72 120H73V119H72ZM3 121H4V120H3ZM7 121L9 122V120H7ZM7 121H5V123H1V122H0V125H1V126L3 125L4 127H7V131H8V128L10 127V123H8ZM60 121H61V120H60ZM64 121H63V122H64ZM58 122H59V121H58ZM65 122H66V121H65ZM29 123H31V124H29ZM78 123H80V122H78ZM11 124H12V123H11ZM17 124H16V125L14 124V125L17 126ZM66 124H67L68 126H70V127L67 128V127H66ZM14 125H13V126H14ZM52 125H53V126H52ZM59 125H60V126H59ZM80 125H82L81 128H82V130H83V131H81V133L83 132L82 135H85V132H84V129H85V128H83V126L85 127V124H83V123L81 124V123H80ZM15 126H14V127H15ZM23 126H24V125H23ZM37 126L39 127L40 125H37ZM78 126H79V125H78ZM24 127H25V126H24ZM45 127H44V128H45ZM76 127H77V125H76ZM11 128H12V130H14V128H13L12 126H11ZM39 128H40V127H39ZM79 128H80V127H79ZM79 128H78V131L81 130V128H80V130H79ZM189 128H190V127H189ZM15 129H17V128H15ZM18 129H19V130H17V131H20V130H21L20 128H18ZM23 129H24V128H22V130H23ZM56 129H54V130L56 131ZM190 129H193V128L191 127ZM2 130H4V129H2ZM5 130H6V128H5ZM12 130H11V134L13 135ZM22 130L20 131V133L23 132ZM24 130L26 131L27 129H24ZM44 130H46V129H44ZM54 130L52 129L53 132H55ZM7 131H4V132H5V133H4V137H6L5 135L7 134ZM15 131H16V130H15ZM63 131H62V132H63ZM2 132H3V131H2ZM8 132H9V131H8ZM45 132H46V131H45ZM57 132H55V133H57ZM64 132H63V133H64ZM237 132H238V133H241V134H244L245 131H244L243 128H239V129L237 130ZM9 133H10V132H9ZM20 133H19V134H20ZM40 133H41V132H38V134H37V136L39 137V138H37V140H38L39 142H40V139H41L42 141L46 142V143L49 142V140H46L44 137H42V136L45 135V133H44V135H42V136H41ZM47 133H48V131H47ZM81 133H80V132L77 133V134H79V135H78L79 138L77 137L79 140H76V139H77V138H76V135H74L76 139H75L74 137H73V138H74V140H76V143H77V141H78V143L81 142V141H80V138L84 139L83 136H80ZM16 134L18 135V133H16ZM25 134H26V132H25ZM27 134H28V133H27ZM30 134H29V135H30ZM42 134H43V133H42ZM48 134H49V133H48ZM64 134H66V133H64ZM68 134H67V135H68ZM72 134H71V136H72ZM1 135H3V134H1ZM12 135L9 134V136L13 137L14 135H13V136H12ZM22 135H24V133H23ZM35 135H34V136H35ZM46 135H47V134H46ZM46 135H45V136H46ZM51 135H52V133H51ZM53 135H54V134H53ZM25 136L28 137V135H24V137H25ZM31 136H30V137H31ZM34 136H33V137H34ZM55 136H56V134H55ZM60 136H61V133H60ZM63 136H65V135H63ZM68 136H69V135H68ZM4 137H3V138H4ZM7 137H8V134H7ZM7 137H6V138H7ZM11 137H10V138H11ZM17 137H18V136H17ZM17 137H16L15 139H18ZM20 137H21V134H20ZM20 137H19V138H20ZM24 137H23V138H24ZM27 137H26V138H27ZM47 137H48V136H47ZM47 137H46V138H47ZM49 137H50V136H49ZM57 137H58V135H57ZM57 137H56V139H57ZM66 137H67V136H66ZM6 138H5L4 140H2L1 138H0V139H1V141H4V142H5ZM21 138H22V137H21ZM52 138H54V137L51 136V137H50V140H51ZM60 138L62 139V136H61ZM69 138H70V136L67 138V140H69ZM73 138L71 137L70 139L72 140ZM87 138H88V137H87ZM87 138H86V135H85V139H86V140L90 139V138H88V139H87ZM7 139H8V138H7ZM13 139H14V138H13ZM15 139H14V140H15ZM28 139H30V138H27L26 143H27ZM32 139H33V138H32ZM34 139H35V138H34ZM34 139H33V140H34ZM47 139H48V138H47ZM61 139H60V140H61ZM64 139H65V138H64ZM82 139H81V140H82ZM85 139H84V140H85ZM159 139H160V138H159ZM159 139L157 140V143L155 142V143H156V146H157L158 143H160V140H159ZM14 140H13V141H14ZM30 140H31V139H30ZM71 140H69V141H71ZM74 140H73L71 143L74 144ZM84 140H83V143H89V142L92 143V142H93L92 139H90V141H89V140H88V141L85 140L86 142H84ZM94 140H95V143H96V142H97L98 144L100 143L101 146L97 144V146H100V147L98 148V147L95 145V143H92V147H94V145H95V149L98 148L97 150H95V149H93V150L98 151V150L100 149V150H99V153H100L99 158H97V157H98V154H99L98 152H97V153H98V154H97V157H96V154H95V153L93 154V157H94V155H95L94 160H96V158H97V160H98V162L95 161V162H97V165H98V166L94 165V164H96V163H94V164L92 163V166H95V167L99 168V167H101L100 164H102V162H103V163H106V164L108 163L109 165H107V168L110 167V166L113 167L112 170H109V171H111V172H112V171L115 172L114 170H116L117 172L121 170L122 173L120 174V173L118 172V174H120V176H121L122 174H124V175H122V177H123V176L126 177L125 174H128V178L126 177V179H129V175H130V176L133 175L134 177H133V176H132V177L135 178L134 181H131V179H133V178L130 177V178H131L130 181L133 182V183L136 182V179L139 180V181H140V179H141V178H137V177L135 176V175H137L136 171H135L134 173L130 172L131 169H134V168L132 167V165H133L134 167L136 166V165H134V164H135V161L138 162V163H140L139 160H141V159L144 160L143 158H144V156H145V158H146L145 160H147V161H145V160H144V161H145L146 163L148 162V167H149V168H148V167H142V168H145L146 170L149 169V170L151 171V173H150V172H147V171H146L145 173H147V174L150 173L149 175H150V176L152 175V177L155 179V178H156V177H155V173H157V172H154V171H153V168H154L155 171H156V170L158 171L159 168L156 169V167H158L157 164H158L159 162H161V163H162V162H165V161H166V162H170V160H171L170 157L173 158V156H171V155H173V154H172V153H169V152H172V149H173V151L176 150V152H177L178 150L180 151V148H179V147H180L181 144L183 143V142L175 143V141H172V142H174V143H172V142H171V143L174 144L175 146L172 147V149H170L171 147H170V145H168L169 143H168V141H167V143H168L167 146H169V147H167V148H169L170 151H168V149L166 150V147L164 146V149L161 148L162 151H161V150L158 151V153H159V154H158V153L156 152V151H157V149H156V151H153L154 154H153V155L151 154L152 156H154V157L152 158V157L149 155L148 152H149L150 150H153V148H152L153 145H152V147H151V144H152V143H150V142H153L154 140L149 141V143H150V148H152V149H150L149 146H146V144L148 143V141H145V142H147L146 144H145L144 141H142V142H144V143L141 142V143H142V146L145 145L144 147H145V148L147 147V148H146V149H145V148H140L141 151H140V150H136L137 152L134 151V150H129V148H132V147H130L131 145L134 146V145L132 144L133 141H131V143H130L131 145H130L129 147H128L129 143H127L128 145L126 144L127 147H128V150H129V151H134V153L136 152L137 154L143 152V153H144V156H143V154H139L140 157H141V158L139 159V157L137 158V157H136L137 155L135 156V154L133 153L134 156H135L136 158H135V159H134V158L131 159V157L129 158V156H130V154H132V153L129 152V151L127 152V151L122 150V151H120V153L116 152V154L118 153L117 155L121 157V158H120V157H119V158L122 160V161H121V163L123 164V168H122V167H121L122 165H121V166L118 165V164H120V163L117 164L118 166H117V165H114V161H115V160H116V161H120V160L118 159V157L113 156V157H114V158H113V157L111 156V155H112V154H111L112 152L115 153V151H114V148H115V147L112 146V145L110 144V145H111V151H112V152H111V151H110V148H109V147H104V146L102 145V143H101L100 140H96V139H94ZM161 140H162V139H161ZM6 141H7V140H6ZM8 141H11V140H8ZM13 141H12V142H13ZM17 141H18V140H17ZM20 141H21V140H20ZM23 141H24V140H23ZM31 141H32V140H31ZM57 141H58V140H57ZM155 141H156V140H155ZM164 141H165V140H164ZM4 142H3V143H4ZM35 142H36V141L33 142V143H34L33 145H35ZM44 142H43L42 144H45ZM62 142H63V141H62ZM65 142H66V141H65ZM121 142H122V141H121ZM129 142H130V141H129ZM169 142H170V141H169ZM0 143H2V142H0ZM19 143H20V142H19ZM21 143H22V141H21ZM21 143L18 144V142H13V143L9 142V144H10L9 146H12V149H13V147L15 146L14 149L12 150V151H13L12 153H14V154L16 155L15 152H16L17 150L20 151V152H22L21 149L25 150L24 148L19 147V146L21 145ZM24 143H25V142H24ZM49 143H50V142H49ZM58 143H59V142H58ZM60 143H61V141H60ZM60 143H59V144H60ZM69 143H70V142H69ZM81 143H82V142H81ZM81 143H80V144H81ZM83 143H82V144H83ZM90 143H89V145L87 144V146H88L87 149H89V147H90ZM133 143H134V142H133ZM137 143H138V142L136 141L134 144L137 146V145H138ZM141 143H140V144H141ZM155 143H153V144H155ZM6 144H7V143H6ZM22 144H23V143H22ZM29 144H31V143H29ZM36 144L38 145V143H36ZM39 144H40V143H39ZM42 144H41V145H42ZM52 144H53L54 147H57L56 149H59V148H58V145H57V142L55 141V139H54V142H53ZM61 144H64V143H61ZM66 144H68V143H66ZM93 144H94V145H93ZM261 144H264V143H261ZM4 145H5V143H4ZM7 145H8V144H7ZM33 145H32V147H33ZM48 145H49V144H48ZM50 145H51V143H50ZM69 145H70V144H69ZM69 145H68V146H69ZM75 145H76V144H75ZM121 145H122V143H121L119 146H121ZM123 145H125V144H123ZM148 145H149V144H148ZM177 145H178V146H177ZM0 146H1V145H0ZM46 146H47V145H46ZM62 146H63V145H62ZM78 146H79V145H78ZM171 146H172V145H171ZM3 147H4V146H3ZM16 147H18V148H16ZM23 147H24V145H23ZM26 147H27V145H25V148H26ZM28 147H29V146H28ZM32 147H31V148H32ZM36 147H38V149H40L39 146H36ZM41 147H42V148H45V146H44V147L41 146ZM48 147H51V146H48ZM59 147L61 148V146H59ZM65 147H67V145H65ZM79 147H80V146H79ZM112 147H114V148H112ZM160 147H161V146H160ZM175 147H176L177 149H174ZM260 147H264V145H262V146H260ZM1 148H2V146H1ZM5 148H6V147H5ZM7 148H9V147L7 146ZM15 148H16V151H14ZM34 148H35V147H34ZM34 148H32L31 151H32ZM42 148H41V149H42ZM51 148H52V150L54 149L53 147H51ZM51 148H50V149H51ZM62 148H63V147H62ZM62 148H61V149H62ZM69 148H74V147H73V145H72V147H69ZM76 148H77V147L75 146L74 151H69V152H70V153L72 152L71 155H74V156H75L76 153H77V154H78V155H77L78 157H76V159H77V158L80 157V156H79V155H80L79 153L82 152V149H81V147H80L79 149L77 148L78 150L81 149L80 151H78V152H79V153H78V152L76 151V150H77ZM82 148H83V145H82ZM84 148H85V147H84ZM84 148H83V149H84ZM119 148H120V147H119ZM123 148H125V149L127 150V148H126L125 146H124ZM123 148H121V149H123ZM134 148H135V147H134ZM148 148H149V149H148ZM155 148H158V146L155 147ZM26 149H27V148H26ZM36 149H37V148H36ZM41 149H40V152H39V151H36V152L41 153ZM75 149H76V150H75ZM90 149H91V151H93L92 148H90ZM90 149L87 150V151H86V149H85V150H84L85 153H86V152H89ZM112 149H113V150H112ZM115 149H116V148H115ZM117 149H118V148H117ZM132 149H133V148H132ZM2 150H5V149L2 148L1 151H2ZM29 150H30V149H28V152H30ZM43 150H44V149H43ZM45 150H46V149H45ZM71 150H72V149H71ZM102 150H103V151H102ZM104 150H106V151L104 152ZM163 150H164V151H163ZM1 151H0V152H1ZM10 151H11V150H10ZM10 151H9V153H8L7 150H6V151L3 152V153H5V156H6V153H8V155L11 153ZM25 151H26V150H25ZM57 151H58V150H57ZM62 151L65 152V154H67V152L64 150V148H63ZM62 151H61L60 153H62ZM75 151H76V152H75ZM101 151H102V152H101ZM118 151H119V149H118ZM20 152H19V153H20ZM44 152H45V151H44ZM53 152H54V151H53ZM73 152H75V153H73ZM93 152H94V151H93ZM107 152L110 154V156H109L108 158H106V156H107ZM110 152H111V153H110ZM155 152H156V153H155ZM164 152H165V153H164ZM3 153H2V155H3ZM22 153H23V152H22ZM46 153H47V150H46ZM70 153H68L67 155H69ZM82 153H84V152H82ZM101 153L104 154V158H103V157L100 158V156H102ZM105 153H106V154H105ZM121 153L124 154V155H125V154H129V155H126V156H128V157H125V156L123 157V156H121ZM166 153H167V154H166ZM180 153H181V151H180ZM180 153H179V155L182 156L183 154H180ZM14 154H12V155H14ZM17 154H18V153H17ZM25 154H26L25 156H27L28 153H25ZM34 154H35V153H34ZM56 154H57V153H56ZM86 154H87V153H86ZM89 154L91 155L92 152H89V153H88V156H89ZM160 154L162 155V157H161ZM12 155L10 154L9 157H12ZM22 155H23V157H24V154H22ZM30 155H31V154H30ZM30 155H29V157H31ZM32 155H33V154H32ZM39 155H42V154H39ZM44 155H45V154H44ZM59 155H60V154H59ZM67 155H66V156H67ZM71 155H70V156H71ZM155 155H157V159H156V156H155ZM5 156H3V159L5 158ZM19 156H21V154H20ZM35 156L37 157V156H38V153H37V155L35 154L34 157H35ZM51 156H52V153H51ZM56 156H57V155H56ZM66 156H65V157H66ZM70 156H69V157H70ZM81 156H82V155H81ZM83 156H85V154H83ZM83 156H82V159L84 158V161H85V157H83ZM88 156L86 155V157L89 159ZM131 156H132V155H131ZM134 156H132V157H134ZM166 156H167V157H166ZM181 156H180V157H181ZM14 157H15V156H14ZM21 157H22V156H21ZM21 157H17V158H13V159L17 160V159H19V158L21 159ZM38 157L41 158V156H38ZM38 157H37V158H38ZM49 157H50V156H49ZM53 157H54V156H53ZM53 157H52V158H53ZM59 157H60V156H59ZM59 157H58V158H59ZM62 157H63V156H61V158H62ZM69 157H66V160H67V158H68V160L72 158V157H71V158H69ZM91 157H92V156H91ZM91 157H90V158H91ZM93 157L91 158L92 160H93ZM110 157H112V160L109 159ZM122 157H123V159H122ZM175 157H177V155H176ZM180 157L178 156V161H177V159H176V161H174V162H176L177 167H181L182 164H183V163L185 164V162H186V161L184 160V158H183V159L181 158L182 160H180ZM183 157H185V156H183ZM0 158H1V155H0ZM37 158H36V159H37ZM40 158H39V159H40ZM52 158H51V159H52ZM63 158H64V157H63ZM87 158H86V159H87ZM167 158H168V159H167ZM185 158H187V157H185ZM20 159H19V160H20ZM26 159H30V158H27V157L24 158V159L22 158V160H24V163H25V167H24V166H23V167L27 169V172H28V173H30V172L28 171V169L31 171V168H33V166L30 167L31 165H29V162H28L29 160H26ZM36 159L34 160V159L32 158L31 161L36 162V163L39 165V169H40V168L42 167V165L45 164V163H42L41 167H40V164H39V161H41V160L43 159V155H42V158H41L40 160H39V159L36 160ZM45 159H47L48 162L51 161V160H49L50 158H49V159L47 158V156H46ZM53 159H54V158H53ZM56 159H57V158H56ZM72 159H74V157H73ZM76 159H74V160H75V161H78V159H77V160H76ZM91 159H89L90 162H93ZM124 159H128L127 161H129V162H127V161L124 160ZM155 159L158 160L159 162L156 163ZM159 159H160V160H159ZM169 159H170V160H169ZM173 159H174V158H173ZM173 159H172V160H173ZM6 160H8V157H7V156H6ZM22 160H21V162L19 161L20 164L17 163V162L15 161V162H16V165H21V163H23ZM38 160H39V161H38ZM63 160H64V159H63ZM63 160H62V162H63ZM66 160H65V161H66ZM74 160H72V161L75 162ZM132 160H133L134 162H133ZM148 160H149L150 162H154V161H155V163H152V164L150 163L151 165H149V161H148ZM167 160H169V161H167ZM174 160H175V159H174ZM179 160H180V161H179ZM8 161L10 162V158H9ZM11 161H12V160H11ZM17 161H18V160H17ZM31 161H30V162H31ZM54 161H55V160H54ZM57 161H59V160L57 159L56 162H57ZM70 161H71V160H70ZM70 161H68V162H70ZM79 161H80V160H79ZM184 161H185V162H184ZM187 161H188V160H187ZM189 161H191V160H189ZM0 162H1V161H0ZM5 162H6V161H5ZM9 162H7V163H9ZM12 162H13V161H12ZM12 162H11V163H12ZM34 162H33V163H34ZM42 162H44V159H43ZM45 162L48 163L46 160H45ZM68 162H67V163H68ZM73 162H72L71 164H73ZM82 162H83V160H82ZM145 162H141V164L144 165L143 163H145ZM177 162H178V163H177ZM3 163H4V161H3ZM13 163H14V162H13ZM13 163H12V164H13ZM24 163H23V164H24ZM33 163H32V164H33ZM40 163H41V162H40ZM49 163H51V162H49ZM64 163H66V162H64ZM76 163H78V162H76ZM76 163L73 164V167H75V166L77 167V166H78L79 168H81V166H82L83 163H84V165L87 163L86 166H88V168L90 169L88 160H87V162L85 161V162H83L82 164L78 163L79 165H76ZM128 163H129L130 166L132 167L131 169H129V171H128L127 167H126V166L129 165ZM138 163H137V164H138ZM146 163H145V164H146ZM161 163H160V167L162 166ZM170 163H171V162H170ZM12 164H10V165L13 166V167H15V165H12ZM37 164H36V165H37ZM52 164H53V162L51 163V165H52ZM57 164H59V163H57ZM61 164H62V165H60V166H62V167L64 166V167H65V165H64L63 163H61ZM68 164H69V163H68ZM126 164H127V165H126ZM131 164H132V165H131ZM141 164H140V167H139V168H141ZM153 164H155L156 166L153 165ZM163 164H164V163H163ZM171 164H175V163H171ZM188 164H189V162H188ZM0 165H2V164L0 163ZM7 165H9V164H7ZM36 165H35V170H36V168H37ZM45 165H46V167L49 166V165H47V164H45ZM53 165H54V164H53ZM74 165H75V166H74ZM90 165H91V164H90ZM125 165H126V166H125ZM178 165H179V166H178ZM185 165H186V164H185ZM189 165H191V164H189ZM189 165H188V167H187L188 169H189ZM21 166H22V165H21ZM69 166H70V164H69L68 166H67V164H66V168H65V169L67 170V167H69ZM104 166H105V165H104ZM144 166H145V165H144ZM151 166H152L153 168H152ZM165 166L168 167L167 164H166ZM169 166H171V165H169ZM183 166H184V165H183ZM183 166H182V167H183ZM6 167H8V166H6ZM16 167H17V166H16ZM19 167H20V166H19ZM50 167H51V166H50ZM54 167H55V166H54ZM54 167H53V168H54ZM73 167H72V170H73ZM78 167L75 168V170L78 169V170L80 171V169H79ZM112 167H111V168H112ZM172 167H173V166H172ZM172 167H171V168H172ZM1 168H3V166H1L0 169H1ZM42 168H43V167H42ZM47 168H48V167H47ZM101 168H104V167L102 166ZM129 168H130V167H129ZM137 168H138V167H137ZM162 168H163V166L160 168V170L162 171V174L165 173V170H166V169L168 170V168H166V169H165V167H164L163 169H162ZM171 168H170V170H171ZM174 168H175V167H174ZM13 169H16V168H12V170H13ZM37 169H38V168H37ZM49 169H50V168H49ZM69 169H70L69 171H71L70 173H72L73 171L71 170V167H69ZM82 169H83V166H82ZM85 169H87V168L85 167ZM104 169H105V168H104ZM109 169H110V168H109ZM145 169H144V171H145ZM164 169H165V170H164ZM176 169H177V170H176L177 173H175V174H177V176L173 173L174 176H176V177L178 178V180H180V179L182 180V179H183L182 181L180 180L181 183H180V182H177V187H178V184H183V182H185V176L183 175V173H187V172H183L182 168H179V169L176 168ZM183 169H184V168H183ZM188 169H187V170H188ZM1 170H2V169H1ZM3 170H4V169H3ZM3 170H2V171H3ZM6 170H7V169H6ZM6 170H5V171H6ZM21 170H22V169H21ZM45 170H46V169H45ZM53 170H54V169H51L50 172L53 171ZM58 170H59V169H58ZM62 170H63V169H62ZM66 170H63L62 172L66 171ZM97 170H99V169H96V171H97ZM141 170H143V169H141ZM141 170H140V171H141ZM2 171H1V173H2ZM13 171H16V172L18 173L19 170H18V171H17V170H13ZM24 171H25V170H24ZM32 171H33V170H32ZM60 171H61V170H60ZM67 171H68V170H67ZM69 171H68V172H65V173H64V176H65V174L69 173ZM76 171H77V170H76ZM79 171H77V172H79ZM81 171H82V170H81ZM81 171H80V172H81ZM90 171H92V170L90 169ZM94 171H95V170H94ZM94 171H92V172L94 173ZM102 171H103V169H102ZM102 171H101V172H102ZM140 171H139V174H138L139 176H140ZM144 171H142V172L144 173ZM161 171H160V172H161ZM176 171H173V172H176ZM185 171H186V170H185ZM189 171H190V170H189ZM191 171H192V170H191ZM6 172H9V174H10V178H8V181H7V182L9 183V185H8L7 182H5L7 179L4 180V184L1 182V181H3V180H1V181H0V183H1V184H0V187H1V188H0V191H2L3 189H5V188H7V187H8V188H9V187H12V185H13V186H21V187H23V188L25 187V189H31V190H27L28 193H27V192H26V193H24V192H10V193H4V194H1V195H0V264H22V263H23V264H26V263L31 264L32 261H34V262H33L34 264H43V263H45V262L42 263V261L44 260L43 258L41 259L42 261H40L39 259H38L39 261H38V260L35 261V258H39V257H40L39 254H43L45 250H46V251H45V254H46L47 252H49V253H47V255L57 254V253L60 252V251L58 250L59 248H60V250H61V249L63 250L64 247H63L62 244L65 243L64 245H66V243H69V242H70V240L68 241V237H67L68 235H67V232H66L65 235H67V236H65L64 239H63V238L61 239V240H63V241L66 239L65 242L63 243V241H62V242L60 241V242L62 243V244H59L60 246L56 243L57 241L60 240L59 238L62 237V234L65 233L64 231H62L63 233H61V231H60V230L63 229V227H64L65 225L62 226V228H61L58 232H57V230H55V229H57V228L59 227V226H58V225H59L58 222H60V221L57 219V217L55 218V215H53V211H52V210L54 209V211H55L54 213L56 214V213H58V212H57L58 210H57V209L55 210V208H53V207H52V208H53V209H52V208L50 207L51 204H48V202L50 201V199H53V198H51V197L49 196L50 198L48 197V198H49V201H48V198H46V196H44V193H45V192H44V193L42 192V193H43L42 195L44 196V197H42V195H39L40 191H39V192L37 191V192H38V193H37V192H36L37 189H35V188H34V189H33V188H30V187H29L30 185H29V186L26 185L27 183H24V184H23L24 186H22V183L18 185V183H20V182L17 181V180H15L16 182H14L13 180H12L11 182H9V179H12L11 177H13V176H11V175H12V174H11L12 171H9V169H8ZM10 172H11V173H10ZM20 172H21V171H20ZM20 172H19V173H20ZM33 172H35V171H33ZM38 172H39V171H38ZM38 172H37V173H38ZM40 172H41V169H40ZM43 172H45V171H43ZM47 172H48V171H47ZM53 172H54V171H53ZM58 172H59V171H58ZM58 172H57V173H58ZM80 172H79V173H80ZM83 172H85V170H84ZM113 172H112L111 176H112V175H115V174L117 173V172H116L115 174H113ZM123 172H124V173H123ZM160 172H159V173H160ZM166 172H167V171H166ZM192 172H193V171H192ZM1 173H0V176H3ZM19 173H18V174H19ZM31 173H32V172H31ZM31 173H30V174H31ZM35 173H36V172H35ZM55 173H56V172H55ZM70 173H69V175H70ZM79 173H75V172H74L73 174L76 175V174H79ZM87 173H88V172H87ZM95 173H96V172H95ZM105 173L108 174L107 172H105ZM143 173H142V174H143ZM152 173H154V174H152ZM167 173H168V172H167ZM167 173H166V174H167ZM188 173H189V172H188ZM3 174H5L4 171H3ZM13 174H14L15 176L18 175V174L16 175L15 172H14ZM20 174H21V173H20ZM20 174H19V175H20ZM42 174H43V173H42ZM42 174H39V175H40V179H41ZM47 174H48V173H47ZM52 174H53V173H52ZM52 174H49V175L51 176ZM58 174H59V173H58ZM89 174H90V173H88L87 175H89ZM97 174H99V171H98ZM147 174H146V175H147ZM162 174L160 173L159 175H162ZM189 174H190V173H189ZM189 174H187V175H189ZM192 174H193V173H192ZM19 175H18L17 178H19V177L21 176V175H20V176H19ZM22 175H23V173H22ZM26 175H27V174H26ZM26 175H24V176H26ZM35 175H36V174H35ZM39 175H38V177H39ZM54 175H55V174H54ZM82 175H83V174H82ZM84 175H85V174H84ZM84 175H83V176H84ZM91 175H92V173H91ZM91 175H90L89 177H91ZM93 175L96 176V174H93ZM93 175H92V177H94ZM102 175H103V172H102ZM109 175H110V173H109ZM144 175H145V174H144ZM144 175H143V176H144ZM159 175H158V178L161 180V178H160L161 176L159 177ZM185 175H186V174H185ZM193 175H194V174H193ZM6 176H7V175H6ZM31 176L34 177V175H31ZM44 176L46 177V175H44ZM44 176H42V178H43ZM64 176L62 177V179L64 178ZM79 176H80V175H79ZM111 176H110V179H113L114 176H113L112 178H111ZM117 176H119V175H117ZM139 176H138V177H139ZM143 176H142V177H143ZM150 176L147 175V177H150ZM162 176H166V175H162ZM170 176H172L173 179H174V176L171 175V171H170V175H169V177H170ZM246 176H247V175H246ZM246 176L243 178L244 180L242 179V181H244L245 184H247L245 181L249 182V185H250V186L247 187V185H246V188H248L247 190H249V191H248V192H249V196H251V198L254 199L253 196H255L257 190H258V189L260 190L261 188H258V187H259L258 185H257V187H256V182H255V178H254V176H250V174H249L247 177H246ZM262 176H264V173H262ZM262 176H260V177H261V178H264V177H262ZM27 177H28V176H26L25 178H24V177H22V178H24V180H27L30 176H29L28 178H27ZM36 177H37V176H36ZM38 177L36 178V180H40ZM45 177H44V178H45ZM47 177H48V178H47ZM47 177H46V179L49 180V181L47 180V183H46L47 185H45V182H46V181H45V179H43L45 182H44V185H42V186H44V188H45V186H46V187H48L49 185L52 186L51 188H50V187H49V188L52 189L51 191H52L53 195H54V194L56 195V196H53V197H55L54 200H56V203H58L57 206L60 207V209L63 210L62 212L59 211V213H62V214H63V212L65 211V212H64V214H65L64 217H66V218H65L64 220H66V219L68 218V221H69V219H70V221L68 222L69 225H68L67 222H65V223H67L66 226H68V227L71 226V227H70V229H71L70 232L74 230L75 234H74V233H73V234H74L75 236L72 235V236H73L72 238L75 239L77 236H79V234H81V228L83 227V225L85 226V228L83 227L84 230H86V225L83 224L84 222H83L82 225H81V221H80V220H81V218H80L81 215L78 214L79 211H78L77 208H78L79 206L77 207V205H76V204H77V201L75 202L76 204H74V201H75V200L73 199V200H74V201H73L72 198H71L72 196H73V198L75 197L74 194H76V192H79V189H78V191L72 190V192L75 191L74 194L70 191V193H72V195H70L71 197H70V196H68V197H64V196H66L67 194H69V193L66 192L65 190L68 191L70 188H67L65 185H62L63 187L60 188V187L57 186V184H54L56 179L53 181L52 178H51V177H53V176L50 177L51 179H49V176H47ZM57 177H58V176H57ZM59 177H60V175H59ZM59 177H58V178H59ZM67 177H68V175H67ZM77 177H78V176H77ZM80 177H81V176H80ZM105 177H106V176H105ZM144 177H145V176H144ZM152 177H150V179H151ZM167 177H168V176H167ZM176 177H175V178H176ZM248 177H249V178H248ZM3 178H7V177L4 176ZM20 178H21V177H20ZM31 178H32V177H30V179H28V180L31 181ZM65 178H66V177H65ZM65 178H64V179H65ZM69 178H70V176H69ZM73 178H74V177H73ZM83 178H84V177H83ZM103 178H104V177H103ZM106 178L109 179L108 175H107ZM123 178H124V177H123ZM123 178L120 177V179H122L121 182H122V181L125 182V180H123ZM153 178H152V181H153ZM177 178H176V179H177ZM187 178H188V177H187ZM253 178H254V179H253ZM1 179H2V178H1ZM33 179L35 180V177H34ZM62 179H61V180H62ZM71 179H72V178H71ZM71 179H70V180H71ZM75 179H76V178H75ZM81 179H82V178H81ZM81 179H79V180H81ZM86 179H87V178H86ZM97 179H98V178H97ZM99 179H101V178H99ZM99 179H98V180H99ZM144 179H145V178H144ZM148 179H149V178H148ZM150 179H149V182H150V183L147 181V182H148L147 184H150V185H149V186L146 185V186H147L148 188H149L150 186H155V188H156L157 186L154 185L155 183L153 184V183L150 181ZM156 179H157V178H156ZM163 179L165 180V177H163ZM173 179H172V180H173ZM188 179H189V178H188ZM188 179H187V180H188ZM19 180H20V179H19ZM34 180H32V181H33L32 183L34 184V187H36V186H35L36 183H40V184H41V183L43 182V180H42V181L40 180L41 182H39V181H36V182H35ZM66 180H67V182H68V179H66ZM70 180H69V181H70ZM82 180H83V182H84V179H82ZM91 180H94V179H91V178H90V183H92ZM98 180H97L96 182H98ZM103 180H104V179H103ZM113 180H114V179H113ZM116 180H117V178H116ZM160 180H158L159 182H158V181H157V182H158V183L163 182V184H164V180H162V181H160ZM168 180H169V179H168ZM178 180H177V181H178ZM250 180H251V181H250ZM56 181H57V180H56ZM58 181H60V180H58ZM71 181L75 182V180H71ZM71 181H70L69 183H71ZM105 181H106V179H105ZM118 181H119V180H118ZM118 181H117V183H120V182H118ZM141 181H142V179H141ZM145 181H146V180H145ZM174 181H175V180H174ZM188 181H189V180H188ZM262 181H264V179H262ZM13 182H14V184H13ZM21 182H22V181H21ZM34 182H35V183H34ZM48 182H49V183H48ZM64 182H65V181H64ZM73 182H72V183H73ZM85 182H86V180H85ZM85 182H84V183H85ZM88 182H89V181H88ZM94 182H95V181H94ZM94 182H93V183H94ZM101 182H102V181H101ZM111 182H112V180H111ZM113 182H115V181H113ZM127 182H128V181H127ZM154 182H156V181H154ZM171 182H172V181H171ZM171 182H170V183L168 182V186H170V189H169L168 187H167V189H168V191L171 190V193H170V194L173 196V199H172V196H171V199H172V200H175L174 202L176 203V205H173V208H175V206H177L176 208L179 209L178 211H180L181 208H182V211H180V212H181V215L183 214V213H182V212H183V209H185V210H184L185 212L188 211V212H187L188 214H191V213H189V210L194 209V208H193V204H190V205H189L188 203L185 204V203H181V202H180V199H181V200H182L183 198H184V199H187V198H185V197L181 198V197L185 194L183 191H182V192H183L184 194L182 193V194H183L182 196H181V193H180V194L178 193V192H180V190H178V189H181V188H182V187H181L182 185H181V186L179 185V188H177V191H176V190H174L175 188L172 187ZM189 182H191V180H190ZM252 182H253V183H252ZM10 183H12V184L10 185ZM16 183H17V184H16ZM32 183H31V184H32ZM51 183H52V184H51ZM60 183H62V182L60 181ZM75 183H77V182H75ZM75 183H74V184H75ZM79 183H81V181H80ZM117 183H116V184H117ZM129 183H130V182H129ZM136 183H138V182H136ZM5 184H6V186H5ZM40 184H38V185L41 186ZM63 184H66V182L63 183ZM96 184H98V183H96ZM104 184H105V183H104ZM107 184H108V181H107ZM124 184H126V182H125ZM124 184H123V185H124ZM139 184H140V183H139ZM165 184H167V183H165ZM186 184H188V183H186ZM251 184H253V185L251 186ZM1 185H2V186H1ZM25 185H26V186H25ZM36 185H37V184H36ZM53 185H54V187H53ZM66 185H67V184H66ZM68 185H69V184H68ZM71 185L74 186L73 184H70V187H71ZM86 185H90V184L87 183V184L83 185V187H85ZM93 185H94V184H93ZM98 185H99V184H98ZM101 185H102V184H101ZM110 185H111V184H110ZM117 185H118V184H117ZM117 185H116V186H117ZM129 185H130V184H129ZM129 185L127 184L126 187L128 188ZM157 185H158V184H157ZM194 185H195V184H194ZM194 185H191V186L193 187ZM60 186H61V185H60ZM80 186H81V185H80ZM91 186H92V185H91ZM94 186H96V185H94ZM108 186H109V185H108ZM108 186H106V187H108ZM121 186H122V185H121ZM132 186H133V185H132ZM132 186H130V187H132ZM143 186H145L144 183H143ZM146 186H145V188H146ZM158 186H159V185H158ZM175 186H176V185H175ZM183 186L186 187L187 185L184 184ZM195 186H196V185H195ZM195 186H194V187H195ZM26 187H27V188H26ZM31 187H33V185H32ZM56 187L60 188V190H62V188H64V187H66L67 189H64L63 191H60V190H59L58 188H56ZM68 187H69V186H68ZM74 187H75V186H74ZM98 187H99V186H98ZM103 187H104V186L102 185V188H103ZM109 187H110V186H109ZM118 187H119V186H118ZM122 187H124V186H122ZM130 187L128 188L129 190H131ZM137 187H138V184H137ZM162 187H163V185H162ZM162 187H161V191H162ZM180 187H181V188H180ZM189 187H190V185H189ZM196 187H197V186H196ZM196 187H195V188H196ZM203 187H205V186H203ZM206 187H207V186H206ZM250 187H251V188H250ZM254 187H255V188H254ZM40 188H41V187H40ZM44 188H43V189H44ZM53 188H54V190H53ZM87 188H89V186H88V187L86 186V189H87ZM93 188H94V187H93ZM114 188H116V187L114 186ZM114 188H113V186H112V189H113V190H114ZM133 188H134V187H133ZM139 188H140V187H139ZM139 188H135V189H139ZM151 188H154V187H151ZM210 188H211V187H210ZM223 188H224V187H223ZM223 188L221 187V189H220V186H218V190H221V192L223 191V190H222ZM229 188H230V187H229ZM229 188L225 187V190H226L227 193L229 194V195H227V197H229V199H230V197H232L233 200H235V199L237 200V198H238V199L240 198L239 200H240L241 203H242V200L244 199V196H245L244 194H246L245 201H249V202H251L250 200H252V199H250V197L247 198V196H248L247 193H248V192L246 191L245 187H242V188L240 187V189H243V191L245 190V191L247 192V193H244V194H242L243 192H241L240 190H239V192H237V190L239 189V187H236V188H238L236 191H235L236 188H235V189L233 188L232 190H228ZM256 188H258V189H256ZM38 189H39V188H38ZM50 189H49V190H50ZM56 189H57V191H56ZM74 189H75V188H74ZM84 189H85V188H83L82 191H84ZM90 189L92 190V188H90ZM94 189H95V188H94ZM94 189H93V190H94ZM103 189H105V188H103ZM106 189H107V188H106ZM112 189H108V190H112ZM118 189H119V188H118ZM128 189H126V190H128ZM156 189H157V188H156ZM159 189H160V186H159ZM159 189H158V190H159ZM163 189H164V188H163ZM182 189H183V188H182ZM182 189H181V190H182ZM186 189H188V188L186 187ZM192 189H193V188H192ZM192 189H191V190H192ZM202 189H203V188H202ZM207 189H208V187H207ZM251 189H252L253 191H252ZM255 189H256V190H255ZM262 189H264V188H262ZM47 190H48V189H47ZM70 190H71V189H70ZM76 190H77V189H76ZM98 190H99V188H98ZM100 190H101V189H100ZM100 190H99L98 193L101 194V191H102V190H101V191H100ZM113 190H112V191H113ZM116 190H117V189H116ZM116 190H115V191H116ZM119 190H120V189H119ZM124 190H125V188H124ZM132 190H133V189H132ZM132 190H131V191H132ZM140 190H142V189H139V191H140ZM143 190H144V189H143ZM152 190H153V189H152ZM154 190H155V189H154ZM158 190H157V191H158ZM164 190H166V189H164ZM194 190H195V189H194ZM196 190H197V188H196ZM200 190H201V188H200ZM204 190H205V188H204ZM213 190H214V188H213ZM213 190H212V191H213ZM216 190H217V189H216ZM216 190H214V191H216ZM233 190H234V192H232ZM250 190H251V191H250ZM254 190H255V193H253ZM259 190H258V191H259ZM34 191H35V192H34ZM43 191H44V190H43ZM45 191H46V190H45ZM51 191H50V193H51ZM82 191H81V192H82ZM87 191H88V190H87ZM104 191H106V190H104ZM145 191H146V190H145ZM157 191H156V192H157ZM161 191H159V192L161 193ZM187 191H188V190H187ZM187 191L185 190V192H187ZM189 191H190V190H189ZM198 191H199V190H198ZM201 191H202V190H201ZM201 191H200V192H201ZM208 191H209V190H208ZM226 191H223L222 193H224V192H226ZM245 191H244V192H245ZM33 192H34V193H33ZM46 192H49V191H46ZM58 192H59V193H65V192H66L67 194H66V193H65L66 195H65V194H63V195L61 194V196H60V194H59ZM84 192L87 193L86 190H85ZM84 192H82V193H84ZM93 192H94V191H93ZM133 192H134V191H133ZM135 192H136V191H135ZM135 192H134V193H135ZM151 192H153V191H151ZM154 192H155V191H154ZM162 192H163V191H162ZM164 192H166V191H164ZM192 192H193V191H192ZM205 192H206V191H205ZM209 192H210V191H209ZM209 192H208V193H209ZM216 192H217V191H216ZM216 192H214V193H216ZM218 192H219V191H218ZM218 192H217V193H218ZM235 192H236V194H237V193H238V194L240 193L239 196L241 195V197L244 195V196L242 197L243 199L241 200V197H238V195H237V197H233V196H236V195H235ZM261 192H262V191H261ZM261 192H260V194H261ZM52 193H51V195H52ZM85 193H84V195H85ZM90 193H92V192H90ZM105 193H106V192H105ZM113 193H114V192H112V193H110V194H113ZM122 193H123L122 195H124V191H123ZM128 193H129V194H132L131 192H128ZM128 193H125V194L127 195ZM142 193H143V192H142ZM142 193H141V194H142ZM144 193H145V192H144ZM147 193H150V191H148ZM147 193H146V195H145L146 197H144L145 200H146V198L148 197V196H147ZM187 193H190V192H187ZM194 193H195V192H194ZM202 193H203V192H202ZM202 193H199V194H202ZM210 193H211V192H210ZM222 193H218V195H217V196H219L218 199H217L218 201H215V200H214V201H215V204H216L217 202H218V203H219V202L222 203L223 201H221V200L227 198V197H224V195H225V194H224V195H222V197H224V198L220 199V198H221V195H220V194H222ZM233 193H234V195H233ZM258 193H259V192H258ZM57 194H58V195H57ZM78 194L80 195L81 198H79V195H78ZM78 194H77L78 196L76 195V198L78 197L77 199H80V200L83 199V200H84V198H82L81 193H78ZM92 194H93V193H92ZM95 194H96V190H95ZM108 194H109V193H108ZM115 194H117V193H115ZM151 194H153V193H151ZM161 194H162V193H161ZM163 194H167V195H168L169 192H168V193L166 192V193H163ZM163 194H162V196H163ZM191 194H192V193H191ZM195 194H196V193H195ZM205 194L207 195V192L204 193V195H205ZM231 194H232V195H231ZM260 194H258L259 196H257V194H256V197H255V200L257 201V203L259 202V205H261L260 208H258V207H257L258 204H255V206L257 205L255 208H258L257 211L260 210V209H262V208H264V207H262V205H264V203H262V202H264V201H262V198H264V197H262V194H264V193L261 194V197H262V198H260ZM46 195H47V193H46ZM48 195H49V194H48ZM48 195H47V196H48ZM84 195H83V197H84ZM86 195H87V194H86ZM97 195H98V194H97ZM106 195H107V193H106ZM118 195H120V194H118ZM137 195H138V194H137ZM155 195H156V194H154V196H155ZM167 195H165V197H166ZM185 195H186V194H185ZM187 195H188V194H187ZM187 195H186V196H187ZM206 195H205V197H206ZM211 195H212V194H211ZM230 195H231V196H230ZM37 196H38V197H37ZM59 196H60V197H59ZM89 196H90V195H89ZM93 196H94V195H93ZM101 196H104V195L101 194ZM142 196H144V194H143ZM142 196H141V197H140V195L137 196V197H139V199H138V203L131 202V203H128V204H127V203H126V204H123V202H120V204H119V203H117V201H116V203L119 204L118 207H117L118 209L115 208L117 204L114 203V204H115V205H114L115 207H113V205L110 206L111 204L109 203V204H110V205H109L108 202L104 201V199H103V200H102L103 203H104V204H105V202L107 203V206L104 207V208H105V209H104V208L101 206V204H102L103 206H105V205L101 202V200H98L100 203H99L98 201H97V202H98V203H97V202H95V200H96L98 197H97L96 199H95L94 197H92V198H93L92 200L94 201V203H95L96 205L98 204L97 206H101V207L104 209V210H103L104 213H106L105 210L107 211V214H109L110 212H112V215H113V216H111V215L109 214V216L107 215L106 218H108V217L111 216V218L113 217L112 219L114 220V217L117 215L118 218H119V220H118V218L115 219L114 221H117V223L115 224V222H113V220H112L111 218H108L107 220H110V219H111L113 223H111V222H109V221H107V220H104V219H105V216H104V215L102 216V218L104 217V219L97 218V217H98V216H97V217H96L97 219L104 220V222H103L104 224L109 222V223H111V224H109V225H113V226H114V224H115V226H114V227H110L108 224H105V225H106V226H105L106 229H104V228H105V227H104V228H102V230H100L101 232H100V231H99V232L96 231V232L94 233L95 235L92 234V233H93V230H92V233H91L92 235H89V237H87L88 239H86L85 237H83L85 233H84V234L82 233V234L80 235V237H83L84 239H86V240L88 241L87 244H85L86 242H84V244H82V243H81L82 240L80 241V237L78 238V240L80 241V243H81L82 245L89 246V248H87L86 246H85V247H86L87 250L85 249V247L81 248L82 245L80 246V245H79L80 243H79V241H78L79 244H78V243L75 244V245H76V248H78V245H79L80 248H81V250H82V249H84V250H82V251L79 250V251L76 252V254H77L78 252H80V253L77 254V255H80V257H82V258L84 259V262L82 261V258L79 259L77 255H76V256H77V258H78L79 260H78V261L76 260V261H73V262H76L75 264H77V263L80 264L81 261H82V263H85V264H162V263H163V264H168V263H169V264H173V263H174V264H184V263H187V264H188V263H189V264H215V263H218V262H219L220 264H223V263H225V261H226L225 258H224V259L222 258L223 263H221V261H216V260H214L213 258H214L215 256H218V255H219L218 257H220V256H221V257H224V255H221V254H222V253H225V254H226L225 256L227 257L226 259H227V260L231 259V261H229V264H235V263H236V264H240V263L243 264V262H245L244 264H255V263H256V264H264V254H261V253H264V252H262V251H264V243H262V242H264V238L261 239V238L259 237V235H260L261 233H262V235H264V230H262V232H261V231H256V233H258V232L260 233V234L258 233L259 235H257L256 233L253 234V233H254V230L261 229L262 222H264V221H262V219H264V218H262V217H264V214H262V210H261L260 215L258 214L259 216L257 217V218L261 217V218L259 219V221L257 220V218H256L255 216H253V218H251L252 216L249 215V213H251L250 211H253V208H252V209H251V208L249 209V207H251L252 205L250 206V205H248L247 202H246L247 206H249V207H246V208H248L250 211H247L249 216H247V215L245 214V215H246V218H245L246 221H245V219H241V218L244 216L243 214L246 213V212H241V217H240V219L238 218L239 215H240V211H241V210L238 211V212H239V215H238L237 210H239L240 208H239V206L237 207V206L235 205L237 202L233 203V202H234L233 200H229V201H231V203H233V205H232L233 207L236 206V207L239 208V209H236V208L233 209V207H231V205H230V202H227V203H226L225 200H224V201H225L224 204H225L227 207H226L225 205H224V206H221V205H220L221 207L218 206V205H216V206H215L216 209H215V207H214L215 204L212 205V204H213V201H212V203H210V205H209L210 207L207 205V207H209V208H208V212H207L208 215L205 216V220H202V219H204V216L202 217L201 220L199 219L200 215L202 216V213H204L205 210H204V212H202L200 215L198 214L199 216H196L197 219H195V218L193 217L194 219H192V220H189V219H187V218H186L185 220H183V218H184L186 215L183 216V218L180 216V217L182 218V220H183V223H184L186 220H187V223L189 222V226H190V223H191V226H190V227L192 228V231H191V229L185 228V231H186V229L190 230L191 233H189V232H187L188 230H187L186 232L184 231V228H183V227H184L185 225L182 226V225L180 224L181 220H180V221H179V220H178V221L176 220V221L179 223V225H178V223L176 224V221H175V223H173L174 221H170V220H169L170 218L167 220L168 217H166L165 219L167 220V222L170 221V222H171L170 224L173 223V224H172V225H173V227H172L173 229H172V228H169V227H171L172 225L169 226V224L167 225L164 221H163V222H164L163 224H165V225H161L160 223L158 224L159 221H162V220H163V219L160 218V217H159V218H160L161 220H160V219H159V221H156V220H155L156 223H155V221H152V220H151V219H153L152 216H151V217H148L149 219L151 218L150 220H148V219L145 220V219L141 218V217L144 216L143 213H141V212H143V211H144V212H147V211H148V206H149L148 204H147V207H146V204H141V203L145 202V201H143V200H142L143 202H142V201H141V203L139 202V201H140V198H142ZM168 196H169V195H168ZM195 196H196V195H195ZM198 196H199V195H198ZM198 196H197V198H198ZM207 196H210V195H207ZM41 197H42V198H41ZM61 197H62V198H61ZM110 197H111V196H110ZM110 197H109V195H108V199H109ZM114 197H115V196H114ZM118 197H120V196H118ZM121 197H122V196H121ZM123 197H124V196H123ZM130 197H131V198H130ZM134 197H135V196H134ZM150 197H151V196H150ZM202 197H203V196H200V199H201L202 201H199L200 199H198V201L200 202V206H199V207H201V211H202L203 208L205 207V206L203 205V201H204V200H207L206 198L203 200ZM44 198H46V199H44ZM66 198H67V199H66ZM70 198H71V199H70ZM86 198H88V197H86ZM86 198H85V200H86ZM106 198H107V197H106ZM125 198H126V197H125ZM125 198H124V199H125ZM129 198L132 199V196L130 195ZM144 198H143V199H144ZM152 198H154V197H152ZM152 198H151V199H152ZM155 198H158V199H159L158 194H157V196H155ZM155 198H154V200H155ZM161 198H162V197H161ZM161 198H160V199H161ZM166 198H167V197H166ZM169 198H170V197H169ZM174 198H175V199H174ZM191 198H192V195H191ZM191 198H189V199H191ZM213 198H214V196L212 197V199H213ZM258 198H260L262 202H261L260 199H258ZM88 199H89V198H88ZM88 199H87L86 202L90 203V200L88 201ZM90 199H91V197H90ZM94 199H95V200H94ZM108 199H107V200H108ZM121 199H122V198H120L119 200H121ZM124 199H123V201L125 202ZM147 199H148V198H147ZM158 199H157V200H158ZM160 199H159V201H160ZM171 199H170V200H171ZM208 199L210 200V197H208ZM214 199H215V198H214ZM247 199H248V200H247ZM45 200H46L47 202H46ZM65 200H66V201H65ZM92 200H91L90 206H91V204H93V201H92ZM113 200H114V198H113ZM135 200H136V199H135ZM149 200H150V199H149ZM149 200H148V201H149ZM162 200L165 201V198L163 197ZM167 200H168V199H167ZM170 200H169V201H170ZM187 200H188V199H187ZM187 200H186V202H187ZM191 200H192V199H191ZM236 200H235V201H236ZM69 201H70V202H69ZM72 201H73V202H72ZM121 201H122V200H121ZM152 201H153V200H151V202H152ZM155 201H156V200H155ZM193 201H194V199H193ZM196 201H197V200H196ZM198 201H197V202H198ZM210 201H211V200H210ZM232 201H233V202H232ZM240 201H239V202H240ZM253 201H254V200H253ZM253 201H252L251 203H253ZM51 202H52V204L54 203L53 200H52ZM79 202H80V201H79ZM79 202H78V203H79ZM82 202H83V201H82ZM84 202H85V201H84ZM86 202H85V204H86ZM110 202L112 203L111 200H110ZM114 202H115V200H114ZM136 202H137V201H136ZM157 202H158V201H157ZM165 202H166V201H165ZM165 202H162V201H161L162 204L165 203ZM172 202H173V201H172ZM177 202H178V203H177ZM189 202L191 203L190 200H189ZM194 202H195V201H194ZM204 202H205V201H204ZM207 202H209V201H207ZM45 203H46V204H45ZM49 203H50V202H49ZM88 203H87V206H86L87 209L85 208L86 210H84V211H85V212L88 211V212H91V213H92L93 211H90V210H89L91 207H89V209H88ZM121 203H122V205H121ZM132 203H133V204H132ZM139 203H140V204H139ZM146 203H147V202H146ZM168 203H169V202H168ZM180 203H181L182 205H181ZM192 203H193V202H192ZM195 203H196V202H195ZM241 203H237V204L241 206V205H242ZM244 203H245V202H244V200H243V204H244ZM95 204H93V205L95 206ZM130 204H132V205H130ZM149 204L151 205V203H149ZM158 204H159V203H158ZM206 204H209V203H206ZM206 204H205V205H206ZM227 204H229L230 207H228ZM249 204H250V203H249ZM75 205H76V206H75ZM79 205H80V204H79ZM81 205H84V204H81ZM108 205H109L110 207H109ZM141 205H142V206H141ZM153 205H154V204H153ZM165 205H167V207H168V205H170V204H165ZM191 205H192V206H191ZM196 205H197V204H196ZM222 205H223V204H222ZM52 206H54V205H52ZM123 206H124V207H123ZM159 206H162V208L165 207V206H163V205H159ZM170 206H171V205H170ZM184 206H185V207H184ZM54 207H55V206H54ZM76 207H77V208H76ZM83 207H85V206H83ZM83 207H82V208H83ZM150 207H152V206H149V210H150ZM187 207H189V208H187ZM197 207H198V206H197ZM197 207L195 206V208H197ZM207 207H205V208H207ZM219 207H220V208H219ZM252 207H254V205H253ZM261 207H262V208H261ZM79 208H80V207H79ZM112 208H113V209H112ZM119 208H120V209H119ZM136 208H137V209H136ZM145 208H146V209H145ZM152 208H154V207H152ZM155 208L157 209V208H159V207L156 206ZM155 208H154V209H155ZM162 208H161V209H162ZM165 208H166V207H165ZM176 208H175V209H176ZM205 208H204V209H205ZM213 208L215 209V211L218 210V211L216 212V213H218V214H215V213H214L215 211L213 210ZM218 208H219V209H218ZM226 208H227L228 210H225ZM241 208H242V207H241ZM246 208H245V211H246ZM92 209H93V208H92ZM92 209H91V210H92ZM95 209H96V208H95ZM97 209H98V208H97ZM156 209H155V210H156ZM161 209H160V210H161ZM166 209H167V208H166ZM166 209H164L165 212H166L165 214H167V211H168V210H166ZM177 209H176V210H177ZM187 209H188V210H187ZM220 209H224V210H225V213H224V210L221 211L222 213L219 212ZM243 209H244V208H243ZM101 210H102V209H101ZM121 210H122V211H121ZM123 210L126 211V212H123ZM139 210H141V211H139ZM142 210H143V211H142ZM158 210H159V209H158ZM162 210H163V209H162ZM164 210H163V211H164ZM198 210H199V208H198ZM206 210H207V209H206ZM211 210L213 211V215H212V213H211V212H212ZM254 210H255V209H254ZM80 211H81V210H80ZM170 211H171V208H170ZM194 211H195V210H194ZM199 211H200V210H199ZM81 212H82V211H81ZM88 212H87V213H88ZM95 212H96V211H95ZM99 212H100V209H99ZM99 212H98V214H99ZM117 212H118V213H117ZM127 212H128V213H127ZM139 212H140V213H139ZM152 212H154V211L152 210V211H150V212H148V213H152ZM155 212H156V211H155ZM190 212H191V211H190ZM227 212H229V213L227 214ZM230 212H232L231 214H233V212H234V215L228 217V215H231ZM259 212H260V211H259ZM259 212H258V213H259ZM87 213H86L85 215H87ZM91 213H90V214H91ZM101 213H102V212H101ZM114 213H115L116 215H115ZM138 213H139V214H138ZM163 213H164V212H163ZM171 213H172V211H171ZM176 213H177V212H176ZM194 213H195V212H194ZM196 213H197V211H196ZM196 213L194 214V216L196 215ZM235 213L237 214V216H236ZM242 213H243V214H242ZM252 213H254V211H253ZM252 213H251V214H252ZM255 213H256V212H255ZM64 214H63V215H64ZM81 214H82V213H81ZM118 214H119V215H118ZM124 214H125V215H124ZM168 214H169V212H168ZM173 214H174V217H176V216H175L176 214H175L174 212H173ZM179 214H180V213H179ZM184 214H185V213H184ZM192 214H193V211H192ZM205 214H206V213H205ZM221 214H222V215H221ZM223 214H225V215L227 214V215L224 216L222 220H219V219L222 218L221 216H223ZM261 214H262V215H261ZM85 215H84V212H83V216H82V218H83V217H86ZM88 215H89V213H88ZM88 215H87V216H88ZM95 215H96V214H95ZM139 215H140V216H139ZM142 215H143V216H142ZM153 215H154V217H157V216H155V214H153ZM156 215H157V214H156ZM158 215H159V214H158ZM163 215H164V214H163ZM170 215H172V214H170ZM203 215H204V214H203ZM214 215H216V216H214ZM218 215H219V216H218ZM242 215H243V216H242ZM253 215H254V214H253ZM56 216H58V218H61V217H62V216H60V215H58V214H56ZM67 216H68V217H67ZM92 216H93V215H92ZM92 216H90V217L94 219V217H92ZM125 216H127V217H125ZM148 216H149V214H148ZM160 216H161V215H160ZM165 216H168V215H165ZM190 216H191V215H189V217H190ZM192 216H193V215H192ZM233 216H234V217H233ZM250 216H251V217H250ZM90 217H88V220H89V221L86 220V218H84V219L86 220V224H87V221H88V222L91 221V220L89 219ZM144 217H147V216H144ZM180 217H176V219H177V218H180ZM187 217H188V216H187ZM189 217H188V218H189ZM212 217H213V218H212ZM235 217H236L237 219H235ZM244 217H245V216H244ZM247 217H250V218L247 219ZM96 218H95V219H96ZM115 218H116V217H115ZM126 218H127V219H126ZM132 218H134V219H132ZM172 218H173V217H172ZM172 218H171V219H172ZM181 218H180V219H181ZM191 218H192V217H191ZM191 218H190V219H191ZM200 218H201V217H200ZM230 218H231V219H230ZM55 219H56V220H55ZM62 219H63V218H62ZM95 219H94V221H95ZM97 219H96V220H97ZM123 219H125L126 221L123 220ZM198 219H199V220H198ZM206 219H207V220H206ZM208 219H209V220H208ZM215 219H217V221H216ZM225 219L228 220V221H226ZM82 220H83V219H82ZM157 220H158V217H157ZM174 220H175V218H174ZM188 220H189V221H188ZM197 220H198L199 222H201L200 225H198L199 223H198ZM212 220L214 221V223H212ZM218 220H219V221H218ZM224 220H225V221H224ZM229 220H230V222H229ZM238 220H239V221H238ZM241 220H243V221H241ZM248 220H249V221H248ZM250 220H252V221H250ZM253 220H254V222H253ZM256 220H257V222H256ZM260 220H261V222H260ZM62 221H63V220H62ZM106 221H107V222H106ZM191 221H193V222H191ZM194 221H195V224H194ZM202 221H203V222H202ZM220 221H221L222 223H225V224H224L225 226H223V224H221ZM56 222H57V223H56ZM96 222H97V221H96ZM98 222H100V221H98ZM98 222H97V224H98ZM101 222H102V221H101ZM118 222H119V225H120V223H122V224L119 226V225H118ZM123 222H124V224H123ZM128 222H129V223H128ZM146 222H147V223H146ZM150 222H151L152 224H151ZM205 222H206V224H205ZM218 222H219V223H218ZM251 222H252V223H251ZM255 222H256V223H255ZM54 223H55V224H54ZM61 223H62V222H61ZM61 223H60V225H61ZM91 223H92V222H91ZM125 223H126V224H125ZM133 223H134V224H133ZM181 223H182V222H181ZM216 223H218V224H217V227L219 226V231H218V232H217V227H216V228L214 227ZM245 223H246L247 225H246ZM257 223H258V224H257ZM259 223H260V224H259ZM52 224H53V228H52ZM63 224H64V223H63ZM70 224H71V225H70ZM89 224H90V223H89ZM89 224H88V227H89ZM94 224H95V223H94ZM104 224H103V225H104ZM175 224H176V225H175ZM184 224H186V223H184ZM193 224L199 226V227L196 226V228H197L196 231H195V227H193ZM201 224H203V226H202ZM207 224H208V227L211 228L210 230H214V231H215V234L217 233V235H214V234L212 235V234H211L214 238H213V237L211 238V236L209 235L211 232L213 233V231H211V232L208 231L209 228L206 227V226H204V225H207ZM212 224H213L214 226H213ZM219 224H220L221 226H220ZM226 224H228V227L226 226ZM244 224H245V225H244ZM251 224H253V225H255V226L258 225V226H257V227H253V225H252V227H251ZM103 225H99V226L101 227V226H103ZM107 225H108V226H107ZM116 225H118V227H116ZM129 225H130V226H129ZM134 225H135V226H134ZM151 225H152V226H151ZM157 225H159V226H157ZM174 225H175V227H174ZM177 225L180 226V227L182 226V227H181L182 229H178V231H176L177 228H180V227H176ZM241 225H242V226H241ZM260 225H261V226H260ZM55 226H56V228H55ZM66 226H65V227H66ZM91 226H93V223L91 224ZM122 226H124V227H122ZM132 226H133V227H132ZM147 226H148V227H147ZM156 226H157V227H156ZM165 226H166V227H165ZM168 226H169V227H168ZM201 226H202L203 228H205V229L207 228L206 230L209 232L207 237L204 236V235H201V234H204V233L206 234V232H207V231L204 229L206 232L201 233V231H202V230H201V229H202ZM233 226H234V227H233ZM243 226H244V227H243ZM259 226H260V227H259ZM65 227H64V229H65ZM68 227H67V229H68ZM80 227H81V228H80ZM108 227H109V229H108ZM115 227H116V228H115ZM167 227H168V228H167ZM185 227H186V226H185ZM190 227H189V228H190ZM220 227H221V228L223 227V229H220ZM225 227H226V228H225ZM247 227H248V228H247ZM258 227H259V228H258ZM59 228H60V227H59ZM59 228H58V229H59ZM83 228H82V229H83ZM95 228H96V227H95ZM126 228H127V229H126ZM130 228H131V229H130ZM159 228L162 229L163 232H162V230H160ZM200 228H201V229H200ZM212 228H213V229H212ZM249 228H250V229H249ZM255 228H256V229H255ZM72 229H73V230H72ZM103 229H104V231H103ZM148 229H149V230H148ZM153 229H154V231H153ZM155 229H156V230H155ZM158 229L160 230V232H159ZM174 229H175V230H174ZM193 229H194V230H193ZM226 229H227V230H226ZM242 229H243L244 232L241 231ZM54 230H55V231H54ZM84 230H83V231H84ZM96 230H98V229H96ZM126 230H127V231H126ZM151 230H152V231H151ZM172 230H173V231H172ZM200 230H201V231H200ZM220 230H221V233H220ZM245 230H246V233H245ZM248 230H249V231L252 230L251 233H252L253 235H255V236L257 235V238H256L255 236H254V237H251L252 234H249V235L247 236V233H250V232H248ZM66 231H67V230H66ZM83 231H82V232H83ZM102 231H103V232H102ZM128 231H129V232H128ZM148 231H149V232H148ZM165 231H166V233H170V231H171V233H173L174 235H176V238H173L174 240L171 239V240H173V241L175 242V244H172V245H170V244H166V242H167L166 240H169L171 237L167 238L168 236H170V234H169L167 237H166V234L162 236V233L164 234ZM167 231H168V232H167ZM198 231H199V232H198ZM59 232H60L61 236H60V234H59V237H58V233H59ZM68 232H69V230H68ZM70 232H69V234H72V233H70ZM76 232H77V233H76ZM79 232H80V233H79ZM84 232H85V231H84ZM97 232H98V234L96 235ZM151 232H152V234H151ZM153 232H155V233H153ZM161 232H162V233H161ZM180 232H181V234H180ZM182 232H183V233H182ZM194 232H195V235H197V236H195V235L193 234ZM202 232H203V231H202ZM241 232H242V233H241ZM53 233H54V234H53ZM99 233H100V234H99ZM146 233H147V234H146ZM148 233H149V234H148ZM200 233H201V234H200ZM230 233H231V234H230ZM243 233H244V234H243ZM88 234H90V232H89ZM150 234H151V235H150ZM155 234H156V235H155ZM218 234H219L220 236H219ZM233 234L236 235V236H234ZM242 234H243V235H242ZM245 234H246V236H244ZM52 235H53V239H52ZM76 235H77V236H76ZM82 235H83V236H82ZM86 235H87V232H86ZM171 235H172V234H171ZM189 235H191V236H189ZM230 235H231V236H230ZM238 235H239V236H238ZM262 235H261V236H262ZM69 236L71 237V235H69ZM90 236H91V239H89ZM92 236H93V237H92ZM145 236H146V237H145ZM152 236H153V237H152ZM164 236H165V237H164ZM177 236H178V237H177ZM179 236H180V237H179ZM194 236H195V237H194ZM200 236H201L202 238H201ZM217 236L219 237V240H218ZM226 236H229V238H228V237L226 238ZM54 237H55L56 240L54 239ZM57 237H58V238H57ZM63 237H64V236H63ZM66 237H67V238H66ZM70 237H69V238H70ZM158 237H160V238H163V237H164V238H163V240H161V239H159ZM172 237H173V236H172ZM174 237H175V236H174ZM187 237H188V238H187ZM223 237H224V238H223ZM238 237H239V238H238ZM244 237H245V238H244ZM83 238H81V239H83ZM148 238H149V239H148ZM152 238H153V241H152ZM166 238H167V239H166ZM177 238H178V240H176ZM203 238H204V239H203ZM206 238L210 239V240H209L210 242H209ZM215 238H216V239H215ZM234 238H235V239H234ZM74 239L72 240V244H71V242H70L71 247L74 246L73 243H75V241L77 240V239H75V240H74ZM84 239H83V241H85ZM92 239L94 240V242H93ZM185 239L188 241L187 243L185 242ZM213 239H214V240H213ZM226 239H227L228 241H227ZM54 240H55V241H54ZM156 240H157V241L160 240L161 243L157 242ZM164 240H165V241H164ZM180 240H181V243H182V244H183V242H185V243L188 245V246H186V245L184 244L187 248H188L189 245L191 244V246L193 247V249H192V247L190 246L191 248L189 247V249H192V250L185 249L187 252L183 253V251H182L183 254L180 253V252H181L180 249L182 250V247H181L182 244H180ZM182 240H184V241L182 242ZM239 240H240V241H239ZM67 241H68V242H67ZM147 241H148V242H147ZM169 241H170V240H169ZM173 241H171V242H167V243H172ZM178 241H179V242H178ZM190 241H191V242H190ZM217 241H218V242H217ZM231 241H232L233 243H232ZM260 241H261V242H260ZM53 242H54V244H56L57 246H59V248H58L57 246H55V245L53 244ZM162 242H163L164 245H161ZM174 242H173V243H174ZM189 242H190V243H189ZM193 242H195V243L198 242L199 244H198V243H197V244H198L199 247H200V245H202L201 247H205V248H207V249H208L207 246H209L213 251H214V249H216V250H215V253H216L217 255H216L215 253H212V251L210 252L211 249L209 248V249H208V250H209L208 252H210V255H211L210 257H212V258L210 259L209 256H205V257H204L205 254L203 255V254H201V252L204 251L205 248H203V249H202L201 247H200V248H196L195 246H196L197 244H196L195 246H193V244H194ZM216 242H217V243H216ZM228 242H229V243H228ZM238 242H239V243H238ZM51 243H52V244H51ZM178 243L180 244V246H179L180 249H178V247H177V246L179 245ZM188 243H189V244H188ZM213 243H214L215 245H214ZM222 243H224V244H222ZM230 243H232V244H230ZM235 243H236V244H235ZM77 244H78V245H77ZM90 244H91V245H90ZM155 244H156V245H157V244H160V245H158V246L156 247ZM177 244H178V245H177ZM209 244H210V245H209ZM233 244H235V245H233ZM52 245H53V246H52ZM61 245H62V247H61ZM184 245H183V248H185ZM203 245H204V246H203ZM212 245H213V246H212ZM217 245H218V246H217ZM249 245H251V246H249ZM50 246H51V247H50ZM163 246H164L165 248H167V247H169V246H172V247H169V248H168V250L170 251L169 253H170V254L172 253V254L170 255V254L168 253V250H167V252H166V249L164 248V249H165V250H164V249H163ZM166 246H167V247H166ZM211 246H212V247H211ZM226 246H227V247H226ZM239 246H240V247H239ZM48 247H49V249H48ZM52 247H53V248L55 247L54 251H58V252L55 253L54 251H51V252H54V253H50V250L53 249ZM154 247H155V248H154ZM174 247H175V249H174ZM176 247H177V248H176ZM216 247H218V248H216ZM237 247H238V249H237ZM50 248H51V249H50ZM56 248H57V249H56ZM65 248H66V247H65ZM80 248H79V249H80ZM159 248H160V249H159ZM231 248H232V249H231ZM240 248H241V249H240ZM245 248H246V249H245ZM173 249H174V250H173ZM194 249H196V250L198 249V250L196 251V252H198L197 254H196V252H195V254H194V251H195ZM207 249H206V250H207ZM229 249H230V250H229ZM233 249H234V251H232ZM62 250H61V251H62ZM66 250H67V249H66ZM66 250L64 249V251H66ZM68 250H71V248H69V245H68ZM68 250H67V251H68ZM72 250H73V247H72ZM74 250H75V246H74ZM76 250H77V249H76ZM157 250H158V251H157ZM161 250H162V251H161ZM185 250H184V251H185ZM217 250H218V252H219L220 254H219L218 252H216ZM254 250H255V251H254ZM258 250H259V251H258ZM64 251H62V252H64ZM171 251H172V252H171ZM188 251H192V252H191L192 254H191L190 252H189V253H190V255H192V256H194V257H192V256H188V255H189V254H188ZM199 251H201V252H199ZM223 251H224V252H223ZM69 252H70V251H69ZM69 252H67V253L65 252V253L68 254ZM74 252H75V251H74ZM238 252H239V253H238ZM258 252H259V253H258ZM36 253H37V256H36ZM65 253H59V254H64V255H62V259H63L62 262H63L64 264H65L66 260L69 259V257H70V259H69L70 261H71L73 258L75 259L74 254H73V251L70 252V254H72L73 258H72L71 255H69V254H68V256H67ZM81 253H82V254H81ZM203 253H204V252H203ZM211 253H212V254H211ZM254 253H255V254H254ZM162 254H163L164 257L161 256ZM164 254H165V255H164ZM166 254H169V256H168V255L166 256ZM184 254H185V256H186L187 258L184 256ZM186 254H187V255H186ZM193 254H194V255H193ZM200 254H201L202 256H201ZM208 254H209V253H207V255H208ZM213 254H215L214 257H213ZM229 254H230V255H229ZM257 254H258V255H257ZM47 255H46V256H47ZM175 255H177V256H175ZM178 255H179V256H178ZM247 255H248V256H247ZM35 256H36V257H35ZM38 256H39V257H38ZM46 256H44V254H43V256H41V257H44V258H45ZM51 256H53V255H51ZM51 256H50V257H51ZM64 256H65V258H66V256H67V259H66V260L64 259ZM182 256H183V258L185 257L184 259H186L187 261H185V260H183V259H180V258H182ZM229 256H232V257L229 258ZM242 256H243V257H242ZM34 257H35V258H34ZM41 257H40V258H41ZM54 257H55V256H54ZM57 257H58V254H57ZM160 257H161V258H160ZM167 257H168L169 260H168V259L165 260ZM169 257H170V258H169ZM175 257H176V258H175ZM177 257H179V258H177ZM191 257H192L193 260H191ZM221 257H220V258H221ZM237 257H238V258H237ZM253 257H255V258H253ZM257 257H258V258H257ZM60 258H61V255H60ZM159 258H160V259H159ZM189 258H190V259H189ZM216 258H217V257H216ZM220 258H219L218 260H221ZM228 258H229V259H228ZM50 259H51V258H50ZM52 259H53V258H52ZM58 259H59V258H57L56 260H58ZM171 259H172V260H171ZM179 259H180V260H179ZM188 259H189V260H188ZM237 259H238V262L236 261ZM253 259H255V260H253ZM45 260L47 261V258H46ZM45 260H44V261H45ZM53 260H54V259H53ZM60 260H61V259H59V261H60ZM64 260H65V262H64ZM80 260H81V261H80ZM190 260H191V261H190ZM245 260H247V261H245ZM258 260H259V261H258ZM37 261H38V262H37ZM59 261H57V262L59 263ZM67 261H68V260H67ZM70 261H69L68 263H70ZM166 261H167V262H166ZM172 261H173V262H172ZM183 261H185V262H183ZM215 261H216V262H215ZM241 261H243V262H241ZM252 261H253V262H252ZM35 262H36V263H35ZM52 262H53V261H52ZM52 262H51V263H52ZM54 262H56V261H54ZM54 262H53V264H54ZM62 262H61V264H62ZM71 262H72V261H71ZM170 262H172V263H170ZM182 262H183V263H182ZM226 262H227V261H226ZM33 263H32V264H33ZM58 263H55V264H58ZM66 263H67V262H66ZM68 263H67V264H68ZM82 263H81V264H82ZM48 264H49V263H48ZM59 264H60V263H59ZM226 264H227V263H226Z\"/></svg>",
  "mask_w": 264,
  "mask_h": 264
}]
</instances>
